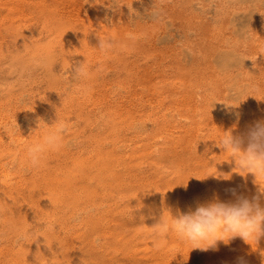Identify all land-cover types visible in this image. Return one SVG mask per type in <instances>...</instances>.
<instances>
[{
  "label": "rangeland",
  "instance_id": "obj_1",
  "mask_svg": "<svg viewBox=\"0 0 264 264\" xmlns=\"http://www.w3.org/2000/svg\"><path fill=\"white\" fill-rule=\"evenodd\" d=\"M122 1L123 0H117V1L116 0H92L89 3L88 9L86 10V12H84V14L86 13L85 14L86 15L85 17H87V16L89 17L90 14H91L92 17H90V18H88V17L87 18H84V20L81 21V18H79V17L76 16V10H75L76 9V3H75L74 0H0V67H1L0 68V136L2 137V138L0 137V166H1V168H0V172H1L0 173V176H1L0 177V182L1 181L4 182L5 183V187L6 188L8 187V189H6V188H4V183H2V182L0 183V205L1 204L4 205V203H5L4 207H3V205L0 206V228H1L0 229V231H1L0 234L5 233V234H2L0 236V255H1L0 256V261H2V262L4 261L3 263L6 262V264H8V263L9 264H13V261L11 260V259H13V253L17 249V246L19 247V245L26 240L25 237H27V234L28 233H29L28 236L30 237V233H31V236L32 237H30V238L27 237L28 238L26 240L27 242L25 241L24 243L25 244H27L28 242L30 243V241L32 240L30 244H34L35 246L38 245L37 247L41 246L42 245V243L40 244V242H42L41 241V237L39 239V235L41 234V232L39 233V231H40V229H42L41 230L43 232L42 235H46L47 234L46 235V239H47L46 241L47 242L49 241V243H47L49 246L46 244L47 247L44 248V249H47L46 251L44 250L45 253H47V252L48 253L47 254H44L43 253L44 254L43 257L45 258V260H47V264H53V262L51 263V261H54L55 259H56L55 260L56 263H54V264H64V263L65 264H68V263L71 264L74 261L75 262L76 261H79L80 262L83 259V256H84V259L87 261V262H85V260H83L86 264H90V263L91 264H94L95 263L94 261L101 262V263H106L107 262L106 264H112V263L113 264H145V263L146 264H173V263L174 264L175 263L176 264L177 263L178 264H188V263L189 264H192L190 261H191L192 252H194V251L193 250H190L189 251V249H188L187 246H184L183 247V245H181L180 243H178V241L175 239L174 236H171L170 239H167L166 241L163 242V243H165L167 245L166 246L167 248H170L169 249L170 251L166 248V250H168L167 251L168 253L166 252V250L165 251L164 250H161L162 248L159 249L156 246L152 245V243H153L152 242L153 240L151 238L152 229L149 228L150 227L149 225L152 223L151 226L152 225L154 226L160 220V218H162V212H158L157 213L158 217H156V216L153 215V216H151L152 218L149 217L150 219L148 218V216H144V218H143V215L140 213L141 212V209H140L141 204L139 202V199H137L134 196H137L138 197V196H140V194H150L152 191H156L158 189H164L165 186H166L167 189L168 188H171L172 189L173 186H171V185H174L173 190L185 191V190L188 189L187 184L190 183V181L188 179H195L196 182H197V179L198 178L200 179V177L203 176V175H204L203 176V179H208V178H210L212 176L217 175L218 170L216 169V167L218 166V163L220 161H224V160H222V158L225 159V161L227 159H229L227 157L228 156L231 157L230 154H231L232 151L229 150V152H224L225 150L222 149V148H220L217 145L216 141L215 142H212V141L218 140L219 138H221L224 135H226L225 132H231L233 136H236L237 135V136L244 137L248 133V131H247V130H249L248 128H252L254 126V123L255 124L257 123L256 121L262 122L261 119H264V109H262V106H264V75H262V74H264V72H262V71H264V68H262V67H264V66H262V65H264V60H262V59H264V48H261L260 47L262 49V51L259 48V45H262V47H264V42L261 43V41H262L261 39L264 38V36H262V34H264V33H262V32H264V27H262V25H264V10H262V9H264V8L259 9L260 12H259V10L257 11L255 17L258 18V19H256V18L253 19L254 20L253 22H255V23H252V27H251V30H250L251 33L249 32V34L247 35V37L242 40L243 42L246 41V42H244V44L246 43L245 45H243L244 47H242V44H243L242 41L240 42V44H236L237 47H238V45H240L239 46L240 47V50H242L241 52H243L244 54H246L248 56H251V54H252V56H253L252 57L253 58L252 65H254L253 63H255V62L257 63L252 68V74L253 75L251 76V74H250V78L251 79L249 78V79L246 80V81H249V82H247V87L249 86L248 87L249 90L247 88V91H245L244 96L247 97L250 94L251 95L249 97H247L248 99H246L244 96H242V97H244V100H246L247 103L245 101H242L243 100L242 97H241L242 100L239 98V101H238V99L237 100H234L233 102L231 101L232 103H230V105L225 108V111H226L225 113H223L221 115H212V116L210 115V116H208L209 118L210 117L214 118V119L210 118V120L206 116V119H207L206 120L205 118L201 117V116H204L205 117V114L203 112L202 113L204 115L203 114H198L199 113L198 111L200 109H202L201 111H204L205 112L206 111V105L204 104V102L206 100L212 98V96L216 92V89L215 88H217V90L219 89L218 91H220V93H221V91H223V90H221V88L223 89V87H224V85H221V84H224V80H225V79H223L224 75L222 73H220L221 74L220 75L219 72L216 73V74H215V72L214 73H210V72H212L210 69L213 68V66H211L210 64H212V56H213L212 53H214L219 47L222 46V44H223V38H226L227 35L229 36V34H227V33H229V30H228V28L226 27V25L224 23L225 20H224V22L222 21V19H224L223 18L224 17V13L228 10V8H226L227 5H224L225 8L222 6V4L219 5L220 6V10H222V11H220L221 12V15L218 16V18L216 20H214V18H216V17L212 18L214 15H210V14L209 15L208 14L206 15V13H204L203 11H199V10L196 11V9H195V7H196L195 1L196 0H194V1L193 0H148L146 2V7L144 8V10H142L140 12V14H138V15H136L134 17H131L130 16V18H124V17H122V20L119 17V19H120L119 20L117 18V16H119L120 14L122 15V13H123L122 12V9L124 8L123 5H122L124 2H122ZM190 1L191 2L193 1V2L190 3ZM41 2H42V6H41ZM59 2H61V5H60ZM198 2L201 3L202 1L199 0ZM46 3H48L47 5L49 6V8L50 9H53V11H55V13L52 10L50 12H47L50 9H47L48 7L46 6ZM43 4H45L44 5L45 7L43 6ZM101 4H107V5H110V6L113 5V8L111 9V14L109 16L110 17L109 19L111 20V23H110V20L109 21H105V25L104 26L99 22V20L96 17V13L97 12L94 11V10L98 11L97 9H99L101 7ZM58 5H59V7H58ZM95 5H96V7H95ZM62 6H64V7L62 8ZM91 6L93 8H95V9H93ZM189 6H191V7L189 8ZM37 11H39L41 13H38ZM99 11H100V9H99ZM192 11L193 12H196L197 14L195 15V13H193ZM51 12L53 14L52 16H51ZM187 12H189V13H187ZM29 13H31L30 14L31 17L33 16L32 14L34 13L33 19L31 17H29ZM45 13H46V15H45ZM198 13H199V15H198ZM35 14H36V17H35ZM40 14L42 15V17H41ZM54 14H56V17L54 16ZM92 14L93 15L95 14V15L93 16ZM204 14L206 15V18L207 19L205 18V15ZM24 15H25V17H23ZM37 15L39 16V18H38ZM48 15H50V16H48ZM200 15H203V16H200ZM192 16H193L194 19L196 18L195 21H194V19H192ZM27 17H29L30 20ZM46 17H48V19H46ZM200 17L201 18L204 17V18H202V19H204L203 21H207L208 24H206L205 22H203L202 19H199ZM24 18H27V19H24ZM116 18L119 21L116 20ZM211 18H212V20H211ZM32 20H34L35 22L33 21L34 23H30V22H32ZM44 20H45V22H44ZM197 20H200V21L197 22ZM220 20L224 23V24L223 23L222 24H223V26L225 25L224 27H225V29H227V32H225L226 30L224 29V27L222 25H220L221 24V21ZM255 20H257V21H255ZM120 21H121V23H120ZM126 21L128 22V26L127 27L124 25V24L127 25ZM217 21L220 24H218ZM260 21L262 22V25H260V23H261ZM39 22L41 23V26H40V23ZM52 22H53V24H52ZM79 22H82L81 23L82 25L84 24L85 31L84 32H79L77 35L71 36L70 38H68L66 40H62L61 35H60V32L58 31V27L60 26V24L61 25H74L76 23L78 24ZM108 22L110 24H108ZM201 22L204 25H202ZM258 22H259V24H258ZM35 23L36 24H39V25H36ZM199 23L202 25V27L203 26L204 27L202 28ZM26 24L27 25L29 24V27ZM121 24L124 25V26H122ZM193 24L196 27H193L194 26ZM212 24L214 25V27H212L213 29L211 28V25ZM217 24H218V26H217ZM35 25H36V27H35ZM47 25H48V27H47L48 29H46V26ZM87 25H89V26H87ZM92 25L94 27H92ZM113 25L115 26L114 28H116V27L117 28L114 29L113 28ZM117 25L122 26L121 27V30L122 31L120 30V32H123L124 31L123 34L122 33L120 34V32H118L119 26H117ZM258 25L261 26L262 29L259 28ZM206 26L207 27L209 26L208 27L209 29ZM104 27L105 28L107 27V29L105 31L108 32V36H105V35L102 34L103 37H102V35H101V37L103 39H111V41L113 42L112 51H111V49L110 50L109 49L108 50H101V49H99L98 48V44H99V39L98 38H100V39H102V38L101 37H98L100 35H97V33L91 34L92 30H94V32H97V31L100 32V29H104ZM205 27H206L207 30L205 29ZM218 27H220L221 30ZM257 27H258V29H257ZM93 28H95V29H93ZM96 28L98 29L97 31H96ZM88 29H89V31H87ZM110 29H112V30H110ZM190 29H192V30L190 31ZM196 29L199 30V31H197ZM203 29H205V30H203ZM216 29H219V30H217V33L218 34L216 32H213L212 33V31H215ZM223 29H224V32H223ZM256 30H258V31H256ZM47 31H48V33H47ZM206 31L208 33H210V35L207 34V36H206L205 35L207 33ZM209 31H211V32H209ZM252 31L253 32L255 31V32L253 33ZM197 32H198L199 35H197ZM109 33H115L116 37H113L114 39H112L110 37V34ZM221 33H223V36L224 37L221 35ZM255 33L256 34H259L258 35V39H257V35H255ZM251 35H252V37H251ZM220 36H222V39L220 38ZM92 38H94V39H92ZM253 38L255 40L257 39L259 41V44L258 45L256 43H254L255 40H253ZM179 39L181 41H183L184 43L180 42ZM257 40H256V42L258 43ZM142 42H143V44H142ZM8 43H9V45H7ZM183 44H184V46H183ZM186 44H187V46L188 45L189 46L188 47L185 46ZM190 44H193L192 45L193 47H191ZM251 44H252V46H251ZM256 45L258 46V48H257ZM174 47H175V49H174ZM180 47H181V50L179 51ZM249 47L251 48L250 50H252L253 47H254V49L257 48L260 51H258L257 49L256 50L253 49L252 50V53H251V51L249 50ZM5 48H6V50H4ZM35 48H36V50H35ZM87 48H89L88 51L86 50ZM242 48H245V49H242ZM84 49H85V51H83ZM177 49H178V51H177ZM185 49H190V50L188 51V53L187 52L185 53ZM37 51H39V52H37ZM109 51H111V52L109 53ZM175 51L178 52L179 55L176 54ZM255 51L258 52V54ZM35 52H36V54L38 56H40L39 58H38L37 55H35ZM116 52L118 54H116ZM253 52H254V55H256V56L253 55ZM114 53H115V55H114ZM175 54L178 56V59L179 60L177 59V57H176ZM259 54H260V57H258ZM85 56H87V57H85ZM198 56H200V57H198ZM134 60L136 62H134ZM182 60H184V61H182ZM208 60L211 61L210 64H209V61ZM6 61L9 63V65H8V63ZM39 61H42V62H39ZM172 61H173V63H172ZM179 61H180V64L181 65L179 64ZM94 62H95V64H94ZM194 62H195V64H194ZM81 65H83L84 69L88 73H87V75L85 77L76 78V77H74V72ZM182 67H184L183 68L184 70L182 69ZM259 67H261V68H259ZM173 69H174V71L176 70V72L172 71ZM254 69H256V70H254ZM17 70H19V71H17ZM92 70L94 72H92ZM169 71H171V72H169ZM178 72H179V74H178V76H176V74ZM254 72L257 73L258 78H257V76H255L256 73H254ZM163 73H166V74H169V75L167 76L166 74H163ZM171 73H174V74L176 73V74L173 75ZM181 73L183 74L182 76H184V77L181 76ZM250 73H251V71H250ZM91 74H92V76H91ZM170 74L173 75V76L178 77L177 78L178 80L176 79V77L173 78L172 76H170ZM127 75H128V78H127ZM162 75H164V76H162ZM214 75L219 76V79H218L217 76H214ZM169 76H170V78H169ZM220 76H223L222 77V80H221V77ZM253 76H255V78H252ZM160 77H163L162 78L163 80L160 79ZM164 78H167V79H164ZM212 78H213V80H212ZM172 79L174 81H176V82L177 81H179V82L181 81L183 86H180L181 84L179 82H178L179 84L178 83H175V82H173V84H170V82L172 83ZM214 79H217V81L215 80L216 82H214ZM255 79H257V81ZM158 80H159V82H158ZM164 80H166V81H164ZM167 80H170V82H168ZM185 80H187V81L189 80L188 83H186ZM210 80L212 82H210ZM42 81H44V82H42ZM146 82H147V84H146ZM155 82L157 83V86H156V83ZM165 82L169 84V86L167 84V86H168L167 88L172 87L174 89V87H176L174 90L177 89L179 91V94L174 93V92H177V91H174L171 88H169L165 92V90H166L165 89L166 88V83ZM218 82L223 87L218 86L219 85ZM221 82H223V83H221ZM254 82H255L256 85H257V82H258V88L259 89L256 90L257 86L254 85ZM148 83H150L152 86L150 84H148ZM215 83H217V84H215ZM56 84H58V85H56ZM159 84L160 85H163V87H164L163 89H165V90H163L162 87ZM174 84H175V86H174ZM27 85H29V86H27ZM67 85H68V87H67ZM170 85H172V86H170ZM214 85L216 87L214 88L215 91L213 90L214 93H212V88L214 87ZM251 85L253 87H255V89L252 87V89L254 90L252 92L250 90ZM157 87H159V88H157ZM179 87H180V89H179ZM181 87L184 88V89H182ZM189 88H190V90L187 91L186 93L187 94L188 93L190 94L189 97H191L190 98L191 102H188L187 101L188 100L187 99V96L188 95L185 94V90L186 89L188 90ZM144 89H145V91H143ZM149 89H150V92L151 93L149 91H147ZM158 89H162V91L161 90H158ZM181 90H184L183 93L181 92ZM210 90H211V92H210ZM86 91H87V93H86ZM155 91H156V93H154ZM248 91H249V93H248ZM88 92H90V93H88ZM246 92H247V94H246ZM163 93H165V94H163ZM193 93L195 95H193ZM205 93H207V94H205ZM257 93H258V96L256 95ZM109 94H110V96H109ZM151 94H153L152 97L157 96V95L159 97H154V99H153V98H151ZM219 94L216 93V95H214L213 97H215V96L217 97V95L220 97L221 94L220 95ZM89 95H90L91 98L89 97ZM171 95L173 96V98H172ZM175 95H176V97H175ZM202 95H204V96L206 95V96L204 97ZM209 95H211V96H209ZM163 96L165 97L164 99H169V100H167L168 102L166 100H163ZM192 96H195L196 98L195 97L194 98L196 100H193L194 98ZM106 97L109 98V99H106ZM203 97L206 99L205 101H204V98ZM206 97H208V98H206ZM251 97H253V100H252ZM257 97H261L262 99L261 98H257ZM5 98H7V99L5 100ZM157 98H159L160 100L157 99ZM181 98H183V100ZM249 98L252 100L251 102H252V106L253 107L250 106L251 105V102L249 101ZM254 98H255V101H254ZM116 99H117V101H116ZM170 99H171V101H170ZM102 100L104 101V103H103ZM105 100L107 102H105ZM184 100H185V102L187 101L188 103H191L190 104V106H191L190 108H189V105H188V107H186L187 102L185 103ZM201 100H203L204 102L201 101ZM198 101H201L200 102L201 105L198 104ZM241 101L244 102V106H243V104H242ZM114 102H116V104ZM158 102H159V104H158ZM164 102H167V103L164 104ZM255 102L257 103V105L258 104H261V106L259 105L261 108L260 107L257 108L255 106L256 105ZM183 103L185 105H183ZM192 103H193V105H192ZM196 103H197L198 106L200 105L201 107L198 108V106L196 105ZM205 103H207V102H205ZM235 103H237L238 105L235 104ZM161 104H164L165 107L162 106ZM180 104L183 105V106H185L187 110L189 108L188 111L192 112V114L189 112L190 117L192 119L189 117L188 111L185 109V107L182 106L181 109L179 108L181 106ZM245 104L246 105L248 104L247 107L249 106L248 108H250V109H248V110L246 109V112H244L245 113V116H244L245 118H244L243 117V114L244 113L241 112V109H242V106H243V108L244 107L246 108V105ZM119 105H121V106H119ZM166 105H168V106H166ZM172 105L174 106V108H172L173 107ZM236 105L238 107H239V105L241 106V107H239V110L240 111H237L236 110V112H235V109H238L237 107L234 108V106H236ZM3 106H6V107H3ZM230 106L232 108H234V110ZM118 107H120V108H118ZM162 107H164V108H162ZM194 107L196 108V111L198 113H196ZM169 108L171 109V111L169 110ZM182 108H184V109H182ZM245 108H244V110H245ZM252 108H254V109H252ZM105 109H107V111L109 110L108 111L109 113L107 111H105ZM161 109L163 110V112H161L162 111ZM177 109L180 110V112L183 115L181 113H179V111ZM255 109L257 111H255V114L252 115V117L254 116L253 118L256 119V116H257V119L256 120L253 119V118H249V116L246 115V113L247 114L249 113L250 114V117H251V114H253V113H250V112H254ZM193 110H194L195 117L194 116L192 117ZM259 110L262 112V115L259 113ZM10 111H11V113H9ZM89 111H90V113H89ZM112 111H114V112H112ZM138 111L140 112V114H142L141 116H144V119L139 116L140 114H139ZM141 111H143V112H141ZM144 111H145V113H144ZM151 111H154V112L152 113ZM165 111H166V113H165ZM183 111H184V113H183ZM117 112H118V114H117ZM159 112H161V113L159 114ZM171 112L172 113L174 112L173 113L174 115L171 114V116L174 117V120L173 121H172L173 117L170 116V113ZM94 113H95V115H94ZM102 113H104V114H102ZM105 113H106V115H105ZM124 113H125V116H123ZM143 113H144V115H143ZM185 113L188 115L186 117L187 118H190L189 119L190 123L192 121H195L194 118L197 119L195 121L196 124L194 122H193L194 125L192 123L191 124L188 123L189 122L188 119L186 117L183 118V116L186 115ZM257 113L260 116H258ZM84 114H85V116H83ZM146 114H148L147 115L148 117L146 116ZM158 114L160 116H158ZM166 114H167V116H166ZM197 114L200 115L199 116L200 118L197 117L198 116ZM238 114H241L242 116L241 115H238ZM175 115H177V116H175ZM227 115H229L228 116V118H229L228 120L229 121L228 120H224L225 121L224 122L222 119H225V117L227 118ZM90 116H91V118H90ZM113 116H115L116 118L113 117ZM135 116H137V118ZM138 116H139V118H138ZM149 116L150 117L152 116V118H154V119H152V118L149 119ZM222 116H225V117L222 118ZM80 117H81V119H80ZM159 117H160L161 120L159 119ZM163 117H167L168 119H165V121H164L163 120L164 119ZM177 117L180 118V121L181 120L182 121L181 122L178 121L179 119ZM215 117L217 118V120L219 119L218 120V121H220L219 123H218V121L216 120ZM220 117L222 119H220ZM246 117H248L250 120L252 119L250 121L251 124H250V122L248 120H246L247 119ZM94 118H95V120H94ZM145 118H148L149 120L148 119H145ZM202 118L204 119L205 122L204 121L201 122ZM240 118L241 119L244 118L245 121L244 120L241 121ZM108 119L112 120V122H113V129L110 132L109 131H106L107 129H106V127H104L105 126V120H108ZM56 120H58L59 122L66 123L67 126H68V129H69V132L63 138V147H61V148H59L58 150H55V151H49V152H47L45 154V158L46 159L44 161V164H46L45 162L47 160H48L47 161L48 164H46V165L43 164V166H42V167H44V168L46 167V168L44 169V168L40 167L38 169H35V171H34V169L30 168L27 165V149L26 148L29 145L31 146L32 144H34V145L35 144H38L39 141L42 142V140H41L42 138H40V137H42L41 135L44 134V132H45L44 130H48V125L49 126H52L55 123ZM167 120H170V121L167 122ZM175 120H177L178 122L175 121ZM231 120L232 121L234 120V123H236V122L238 124L239 123H242L243 126L241 124L238 125L237 123H236L237 126L238 127L240 126V128H238L237 126H235V124L233 126ZM101 121L103 123H101ZM171 121L173 123H171ZM186 121H188V122L186 123ZM210 121H211V124H210ZM246 121H248V123H247L248 125L247 124H246L247 126L245 125L246 128H247V130H243V129H245L244 124L246 123ZM44 122L46 124H48V125H46ZM154 122L157 123V126H154L156 124ZM179 122H180V124H178ZM200 122H201V124H200ZM230 122H231V124H230ZM152 123H154V124H152ZM159 123L161 125H159ZM165 123L172 124L174 127L172 125L167 126V124H165ZM205 123H207L206 126H205ZM102 124H104V125H102ZM202 124H203V126L205 128L209 127L210 130L213 132L212 135H215V137L212 136V135L210 137L209 134H211L212 132L211 131H209L210 133L206 132L207 129L209 130V128H207L206 131H204L205 128L202 126ZM249 124H250V126H249ZM152 125L154 126L155 130H158L157 133H155L156 132L155 130H153V131L150 130L153 127ZM179 125H180V128H179ZM185 125L188 128H186ZM196 125H197V127L200 125V128L199 127L197 128ZM166 126H167V128H166ZM30 127H32V128H30ZM169 127H170V129H169ZM154 128H152V129H154ZM201 128L203 130H201ZM213 128L216 129V130L214 129L216 132L214 130H212ZM235 128H237L239 130V132L237 130L238 134L240 132H243V134L241 133L242 135L241 134L238 135L237 132L235 131L236 130ZM101 129H103L104 132ZM173 129H174V131H173ZM194 129L196 131H194ZM229 129H233V130L235 129L234 131L236 132V134H234V131L233 130H229ZM79 130H80V132H79ZM177 130L178 131L181 130V133L178 132ZM131 131L133 133L134 132L135 133L132 134ZM223 131H224V133H223ZM35 132H38L39 134L38 133H35ZM145 132H147L146 134H147V137L148 138L144 135ZM151 132H153L152 133L153 136H150V135L148 136V134H150ZM158 132H159V134H158ZM175 132H176V134L174 135ZM244 132H245V134H244ZM34 133H35V135L38 134V136L34 137L35 136ZM89 133H91V134H89ZM118 133H120V134L118 135ZM141 133L142 134L144 133V134L143 135H140ZM154 133H155V135H154ZM171 134H173V135H171ZM75 135L76 136L79 135V136L75 137ZM178 135H179V138L177 137ZM194 135H196V137ZM126 136H128V137H126ZM142 136L144 138H142ZM201 136H203V137H201ZM38 137H39V141H38ZM150 137H151V139H150ZM152 137H154V138L156 137L155 139L158 138V140H155L154 138L152 139ZM172 137H173V139L175 138L177 141L175 139L173 140ZM194 137H195V139H194ZM208 137H210L209 138V141H208ZM212 137H214L215 139H213ZM162 138L163 139L165 138L166 141L163 140ZM182 138H183V140H182ZM199 138L201 140H199ZM33 139H34V142L33 141L31 142V140H33ZM143 139H145V140H143ZM161 139L165 142V144H163L164 142L161 141ZM179 139H181L185 144L182 143L181 140H180L181 142H178ZM196 139L198 141H196ZM204 139L207 140V141H205ZM125 140H127V141H125ZM138 140L140 141V143H139ZM153 140L155 141V143H153L154 142ZM167 140H168V142H167ZM192 140H193V142H191ZM142 141L143 142L145 141L144 144L142 143ZM156 141L158 142L159 145L157 144ZM170 141H172V142H170ZM175 141H176V143H175ZM199 141H202L201 142V145H200ZM76 142H78V143H76ZM126 142L129 144V146H128V144ZM132 142H133V144H132ZM177 142H178V144L181 143L180 144V147H182L181 149H183L185 152L187 151V153H184V151L181 150L178 145L177 146L174 145V146H175L176 150L178 149L180 152L178 150H177V152H173V151H176V150L174 149V146L171 145V144H177ZM208 142H210V143H208ZM124 143H125V145H124ZM167 143H169V146H167L168 145ZM190 143H191V145H192V143H194V144L191 147H189L190 146ZM197 143L200 146H202V147H200L198 145L202 149L201 150L199 148V150L201 152L196 147L197 146ZM203 143H205V144H203ZM134 144H136V145L133 146ZM137 144H141V146L140 145L138 146ZM150 144H152V145H150ZM155 144H157V145H155ZM207 144L209 146H207ZM25 145H26V147H25ZM97 145L101 146L103 149H108V150L113 151V153L116 156V159L113 160L111 163H109V165H107L106 169L105 168H102V172L99 171V175H98L100 177L103 175L102 177L104 179H102V177L101 178L99 177V179H100L101 182L103 181L104 184L107 183V182H109V181H111L110 176L113 177L112 180L113 179L114 180H113V182H110V185H111V187L113 189L112 192H113L114 196L116 197V200L114 199L115 198L114 196H113V198H112V196L111 197L109 196L112 199L107 198L108 200L106 198H104V199L101 198V196L99 197V195H101L102 191L100 190L99 186H97L96 180H94L95 183L92 182V184L94 183L93 185H94L95 193H94V190H93L92 194H90L89 192L86 191L87 188L84 186V184L82 183V181H81L80 178H76V179L75 178L74 179L71 178L72 179L70 181L71 182V185H70V182H68L65 185L66 187L63 189V193H62L63 194V197H62V194L60 195L61 197H57L56 196L57 198H59V200H57V201L54 200V201L51 202L49 200V198H46L45 196H44L45 197V199H44V197L41 195L40 192L46 186L49 187L48 183L49 184H53L54 183L53 181H55V179H56L55 177L58 176V173L60 171H62V170H65V168L67 169L68 167H71L78 158H80V160H84V158H83L84 155L85 156L87 154L91 155L92 154L91 150L92 149H96L97 148ZM154 145H155V147L156 146H159V147L160 146L161 147L163 146V148L160 147L162 149V151H161V149L159 147H157V149L155 147H153ZM184 145H185V147H184ZM211 145L214 146V149H213V147H210ZM115 146H117V147H115ZM149 146H150V148H149ZM23 147H25V148L23 149ZM145 147H148V148H145ZM168 147H169V149L172 147L174 150L172 148L169 150ZM195 147H196V151H195ZM204 147H206V149ZM16 148H17V151L15 150ZM131 148H133L134 150L131 149ZM151 148L152 149L155 148V150H152ZM127 149H129V150H127ZM130 149H131V151H130ZM140 149H142L141 150V154H134L133 155V152L134 153L135 152L136 153H139L140 152ZM146 149L147 150L150 149L151 151L150 150L149 151H146ZM158 149H159V152H158ZM163 149H165L164 151L165 152L167 151V153H169V154H166L163 151ZM191 149H192L193 153H192ZM171 150H173V151H171ZM204 150L208 154H210V155L206 154V152ZM143 151H145V152H143ZM156 151H157V153H156ZM194 151L196 153H198L197 156L198 157L200 156V159L197 158V156H196V154H195ZM202 151H204L205 153L202 152ZM120 152H122V153H120ZM127 152H128V154H127ZM151 152H153L154 154L152 155ZM189 152H191V153H189ZM82 153H84V154H82ZM174 153H176V155ZM216 153H218V155ZM219 153H221V154H219ZM227 153H229V154H227ZM126 154H127V157H130V158L132 156L134 158V156L136 157V155H138V158H135L137 160H133L132 159V161H131L130 158H127L126 157ZM157 154H158V159L159 160L157 159ZM177 154H178V156H177ZM199 154H202V155H199ZM214 154H215V156H214ZM130 155H132V156H130ZM190 155H191V158H190ZM92 156H88V158H92ZM153 156H155L156 158L153 157ZM171 156L172 157L174 156V157L171 158ZM175 156H177V158ZM210 156L211 157L213 156V158H211ZM224 156H227L226 157L227 159L224 158ZM167 157H169V158H167ZM179 157L180 158H183V159L180 160ZM195 157L197 159H199V160H195L196 159ZM202 157H205V159L204 158L202 159ZM120 158H122V159L120 160ZM139 158H140V160H138ZM207 158H209V159H207ZM123 159H124V161H123ZM154 159H157V161L154 160ZM167 159L169 160V162H168ZM212 159H215L216 161H214ZM18 160H19V162H18ZM119 160H120V162H119ZM160 160H162V162H164V163L162 164ZM173 160L175 162H173ZM140 161H142V162H140ZM159 161H160L161 164H159ZM52 162H55L56 164L55 163H52ZM194 162L197 163L198 167L201 166L200 171L198 170L197 165H195ZM124 163H126V164H124ZM176 163H177V165H176ZM187 163H189V165ZM208 163L211 164L212 167ZM215 163H216V165H213ZM84 164L85 163L83 161V165ZM141 164H143V165H141ZM190 164H191L192 167L190 166ZM144 165H145V167L146 166L147 167L145 168ZM154 165H157V168H155L156 166L154 167ZM158 165L159 166L163 165V166H166V167H163V166L162 167H159ZM187 165H188V168L191 167L193 169V171H192L191 168L189 170L187 168ZM203 165H206L208 167H206V166L205 167H202ZM86 166L88 167V165H85L84 167H86ZM137 166L139 167L138 169H139L140 172L138 171ZM185 166H186V168H185ZM214 166H216V167H214ZM3 167H5V168H3ZM119 167H121V168H119ZM142 167H144L145 169L142 168ZM50 168L52 169L53 173L51 171V173L49 174L48 172H50L49 171ZM124 168H126V169H124ZM130 168H132V169H130ZM152 168H154V169H152ZM203 168H205V169H203ZM206 168H208V169H206ZM210 168L212 170H214V168H215L214 171H216V170L217 171L214 172V171L210 170ZM41 169H43V171ZM47 169H48V171L46 172ZM59 169H60V171H59ZM103 169H105V170H103ZM141 169L144 172L143 171L141 172ZM155 169H157V170L155 171ZM169 169L174 174H172L169 171ZM6 170H9L8 174H7V171ZM153 170L155 171V173L153 172ZM201 170L203 171V174H201L202 173ZM236 170L238 171V168ZM149 171H152V172L150 173ZM186 171H187V173H186ZM239 171H240V169H239ZM2 172H5V174L7 175V177ZM17 172H19V173L17 174ZM37 172L40 173L41 175L38 174ZM45 172L47 173V175L49 174L50 176L49 175L48 176L45 175L46 174ZM159 172H161L162 174H164V176L162 178L161 177H158V175L159 176L161 175V173H159ZM192 172H193V174H192ZM205 172H206V175H205ZM225 172L227 173L226 174L227 176L225 177L226 179H228L231 174H236V173H232V171H228V170H226ZM175 173H177L178 176ZM165 174H166V176H165ZM237 174L238 175H241V176L243 175V177H241L242 180H241V182H237L236 187L234 186L235 188L233 187L231 189H233V190L235 189L237 191H244L242 189H245V188H248L249 187L250 189H247V190L245 189L244 192L249 191V190L259 191V185H258V187L252 189V187H253L252 186V183L254 184V187L257 186V185H255V183H256V177H250V176H255V175H252V173H250V172L247 173L249 175H246L244 172L242 173L241 171L240 172H237ZM42 175L43 176L45 175L47 178L46 177H43ZM167 175H169V177ZM172 175H174V176H172ZM192 175H194V177ZM2 176H3V178L6 177V180H7V178H9V180H7V183H6L5 178L3 179ZM151 176H152V178H151ZM171 176L174 177V179L171 178ZM191 176H192V178H191ZM224 176H225V174H224ZM51 177L52 178H55V179L54 180L52 179V181H51V179H50ZM128 177H130V178H128ZM175 177H176V179H175ZM247 177L248 178L250 177L251 179L252 178H255V179L254 180L252 179L253 180L252 181L251 179H248ZM127 178L128 179H133V180L132 181L129 180V182H128V179ZM146 178H148V179H146ZM160 178H161V181H160ZM164 178H166V181H165ZM244 178H246L247 181L244 180L245 182H243V179ZM144 179L146 181H143ZM183 179L186 182L184 181L183 183H181L183 181ZM201 179H202V177H201ZM257 179H258V181H261V179H264V178H261L260 179V177H257ZM152 180H154V182ZM249 180H251V181H249ZM30 181H31V184H30L31 187L28 185V183ZM168 181H170L169 182V185L167 184ZM179 181H181V182L179 183ZM262 181H264V180H262ZM25 182L27 183V185H26ZM41 182H43V183H41ZM163 182H165L166 184L163 183ZM191 182L192 183H190V184H194L195 183L192 180H191ZM247 182H251L250 184H251L252 187H250V184H248ZM44 183H47V185H45ZM158 183L159 184L163 183V184L159 185ZM238 183L239 184L241 183L240 186L242 184L244 186H242L241 188H237ZM25 185H26L27 188H29V187L30 188L27 189L25 187ZM155 185H156V187H155ZM157 185H159V186H157ZM246 185L248 187H246ZM79 186H81V188ZM167 186H170V187H167ZM23 187H25V188H23ZM48 187L45 188V189L47 190ZM78 187L80 188V191H79V188ZM238 187H239V185H238ZM152 188H154V189H152ZM24 189H25V191H24ZM82 189L84 190V192H83ZM149 189H151V190H149ZM145 190L151 191V192H147ZM64 195H65V197H64ZM78 195H80V196H78ZM91 195H93V197ZM50 196H52V195H50ZM149 196H151V195H149ZM81 197H83L82 198L83 200L81 199ZM95 197H96V199H95ZM106 197H108V196H106ZM117 197L119 198L118 200H117ZM26 199H27V202L24 201ZM29 199H31V200H29ZM46 199H48V200H46ZM68 199L70 200V202H69ZM74 199L76 200V202L74 201ZM102 199L104 200V202H103ZM109 199L112 201V205H111V203H110L111 201ZM131 199H133V201ZM15 200L18 201V204L19 205L18 204H15V202H16ZM35 200H37V201H35ZM43 200L44 201L46 200V202L49 204L48 205V208L50 210L52 209V211L54 213L52 211L49 212V209L46 208V204L47 203L44 202ZM29 201H31V202H29ZM42 201H43V204H41ZM113 201H115V203L116 202H119V201L120 202H123V203L120 204V202H119V207H118V203H116L117 205H115V203ZM65 202H68V204H70V205L67 206V203H65ZM132 202H133L134 205L135 204L136 205L135 206L132 205ZM22 203H23V205H22ZM57 203H60L59 204L60 206H58ZM83 203H84V205H83ZM79 204H81V205H79ZM102 204H104V205H102ZM113 204L117 208L116 207H113L114 206ZM12 205L13 206L15 205L14 208L12 207ZM38 205L40 206L39 208H37ZM44 205H45V208L46 209L44 208ZM91 205L94 206V207H90ZM17 206H19V207H17ZM98 206H99V208L100 207L101 208L98 209ZM106 206H108V207H106ZM131 206L133 207L132 210H131V208H132ZM137 206H138V208H139L140 211L138 210ZM1 207L3 209H1ZM28 207H30V208H28ZM35 207L37 209L44 208L45 212L42 209L43 211L41 213L40 212L41 210L39 211ZM56 207L57 208L60 207L61 209L59 208L58 209V212H57V208ZM68 207L69 208L71 207L70 210H69ZM4 208H5V210H4ZM24 208H25V210H24ZM31 208H33V209L35 208V209L32 211ZM72 208H74L76 210H73ZM93 208H95V209H93ZM108 208H111V209L108 210ZM10 209H14V210H10ZM28 209H29V211H28ZM15 210L18 211V212H20L19 214L22 217H20V215L18 214V212H16ZM35 210L37 211V213H31V212H35ZM67 210H69L70 213H68L69 211H67ZM117 210L120 211V213ZM129 210H131V213H130ZM14 211L16 212L15 213L16 214L15 216H14ZM62 211H64V213H62ZM181 211H183L185 213L184 209H182V208L180 209V211H177V212L183 213ZM87 212H88V215H87ZM133 212H136L139 215L141 214L142 216H140V217H141L142 220L140 219V217L138 216V214L133 213ZM177 212H176V214H177ZM46 213H48V214L46 215ZM66 213H67V215H65ZM112 213H116V214L118 213V214L115 217V215L112 216L113 215ZM121 213L122 214L124 213V214L122 215ZM63 214L65 215V217H64ZM91 214H93L94 217H92L93 215H91ZM96 214H98L100 216L97 215L98 216L97 217ZM134 214H136L137 216L134 215ZM11 215H13V216H11ZM56 216H58V222H60V223H58L56 221L57 220ZM106 216H109V217H106ZM15 217L18 219V221L15 219ZM41 217H42V219H41ZM125 217H128V218H125ZM22 218H23V220H22ZM98 218H99V220H98ZM138 218H139V220H138ZM13 219H14V222L17 221V222H15L16 224H19V222H20L22 224V227L23 226L24 227L27 226V227L25 229L24 228L22 229V227L21 228H15L14 226L12 227V225L14 224V222L12 221ZM25 219H27L28 221H25ZM38 219H40V220H38ZM52 219L55 220V221H53ZM82 219H84V220L82 221ZM109 219L110 220L113 219L112 222H111V224L116 223V224H119V225H123V227H127L126 225H128V221L129 220H131V223L133 222V224H134L133 225V224H130L129 223L130 226H131L130 228H132V226H134V230L132 229L133 230L132 233H131L132 230H130L129 226H128L127 229L124 228V230L122 229L123 227L121 226L122 232H124V234H123V236L120 239H118L117 241H114V243L115 242H117V243L119 242L120 243V244L118 243L119 245L117 243H115V244L113 243L114 249L116 251V252L114 251V253H116L115 255L113 253L111 254L110 252H108L102 246L101 242L103 240H102V238H100L101 236L97 235L99 232L101 233V231H102L101 225L103 223H106ZM120 219L122 221L121 223H120ZM122 219H124V222H123ZM155 219H157V221H155ZM110 220L108 221L109 223H110ZM5 221L7 223H9L10 221L11 222L9 224H6ZM134 221H135L136 224L134 223ZM150 221H151V223H150ZM12 222H13V224H12ZM34 222H35V224H34ZM81 222L84 223V224L81 225L80 224ZM36 223H37L38 226H36ZM85 223H86V225L87 224H94V226L95 225L96 226L94 227V230L93 229L91 230V228L89 230H88V228H87V230H84V229H86ZM141 223L144 226H140L139 224H141ZM147 223L149 224L148 226H147ZM1 224L5 225V227H6L5 230L3 228L4 226L1 225ZM16 224H14V225H16ZM29 224H31V225H29ZM60 224H62V225H60ZM9 225H11V226L9 227ZM138 225H139L140 229H139ZM29 226H30V228L33 227V229L36 228L37 231L39 230L38 233H37L36 229H35L36 232L34 230L31 231L32 229H30ZM34 226H36V227H34ZM47 226H48V229L49 230L47 229ZM11 227L12 228H15L16 230L13 229L14 230V232H13V230L10 229ZM66 227H67V229H66ZM141 227L144 230L142 229V231H141ZM7 228H9V230H11V232H9ZM135 228H136V230H135ZM146 228L148 229L147 232L145 230ZM28 229H30V232H29ZM149 229H150L151 232L149 231ZM18 230H20V231H18ZM138 230H139L140 233L138 232ZM6 232H7V234H6ZM18 232L21 233V235L23 233L24 239L20 240L21 242L19 241V244L18 245H15V244H17V242H16L17 241V238L21 236L20 234H18ZM96 232H97V234H95ZM25 233H26V236H25ZM32 233H36L37 235H35V234L33 235ZM84 233H86V234H84ZM125 233L128 234V237H127V234H125ZM16 234L18 235V237L15 236ZM75 234H76V236H75ZM140 234H142V235H140ZM83 235H85V236H83ZM96 235H97V237H99L100 240L96 237ZM11 236H12V239H11ZM33 236L34 237L37 236V238L34 239ZM135 237L137 238L136 240H135ZM139 237L142 238L141 241L144 244H141V245L139 244V243H141V242H139L140 241V238ZM71 238H73V239L71 240ZM74 238L76 239L75 241L78 240V242H75L74 241ZM83 238L87 239L86 242L88 240H91V241H89L86 244V242L84 241ZM133 238H134V240H133ZM144 238H146V239H144ZM68 239L71 240V242L74 241V243L76 245L73 242L71 243ZM147 239L149 240V242L150 241L151 242L150 243L149 242H146V244H145V241H147ZM8 240H9V242H8ZM67 241H69V242H67ZM99 241H100V244L101 245H97L99 243ZM127 241H128V243H127ZM233 241H234L235 244L233 243ZM233 241L232 240L230 241V244L232 246L231 247L232 249L231 248L230 249L232 251L231 254H233L234 259L237 261V263H235V264H245V263L246 264H251L249 262L251 260H249L248 261L249 263H247V259L250 258L249 257L250 255H251V257L253 255L254 256L255 255H259V257L261 256L260 258H264V256L261 255L264 252H257V249H256L259 246H260V248L264 247V237H262L260 239L259 243L257 244L258 247L255 245V243H253L252 246H251V244L244 242V240L242 238H240V237H237V240H236V238L233 239ZM66 242L69 243V244L67 245ZM169 242H171L170 245H169ZM53 243H54V245L51 247V245ZM77 243H80L81 244V247L83 249L80 248V244H77ZM238 243L240 245V248H239V245H237ZM244 243H246V244H244ZM247 244H248V246H247ZM260 244L262 245V247H261ZM145 245L147 247H148V245L149 246L152 245V249L155 248L154 250H156L157 252L154 253V250L153 251L151 250V246H150V248L149 247L147 248ZM249 245L251 247H249ZM9 246H11V247H9ZM94 246H96V247H94ZM136 246H137V248H136ZM173 246H174V248H173ZM73 247H74V249H73ZM97 247H99V249ZM100 247L103 250H106V252H103L102 249H101V251H102L101 252L100 251ZM13 248H14V252L12 253ZM141 248L143 249V251H144V249H146V251L142 252V249ZM175 248L176 249L179 248L180 251L179 250L178 251L174 250ZM248 248L251 249V250H249ZM71 249L72 250H77V251L73 252ZM96 249H98L100 252L98 250H96ZM117 249L120 250V251H118ZM124 249H126L127 252ZM148 249H149V251H148ZM226 249H228V248H226ZM132 250L134 251L133 253L136 254L137 251H138L139 254L138 255L137 254L136 255L132 254ZM262 250H264V248H262ZM69 251H71V254H70ZM208 251L211 252L212 249H210ZM214 251H212V252H214ZM244 251L245 252L247 251V252L244 254ZM10 252H11V254H10ZM61 252H63V255H62ZM81 252H84V253H81ZM118 252H119V254H118ZM120 252H121V254H124L125 253L126 255L124 254L125 256H123V255L120 254ZM170 252L172 253L171 255H170ZM177 252L179 254H177ZM76 253H77V256H78V254L79 255L81 254L80 257H74V256H76L75 255ZM183 253H185V254H183ZM189 253H191V254H189ZM64 254L65 255L68 254V255L65 256L66 260H67V258L68 259L69 258L71 259L72 256H73L72 259H74V261L72 259H71V262L69 260L68 261H64V259H65V258H63ZM72 254H74V255H72ZM107 254L109 255V257H108ZM165 254H167V255H165ZM51 255H53V257ZM105 255H107V256H105ZM198 255H199V253H197L195 256L198 257ZM126 256H129V258L126 257ZM136 256L139 257V258H137ZM178 256L180 257L181 260L179 259ZM4 257H5V259H4ZM6 257H8V258H6ZM86 257H88V258L90 257L92 262L89 261L90 259L87 260L88 258H86ZM145 257H147L149 259L151 258L150 261H149V259L147 260ZM167 257H168V260L169 261L167 260ZM53 258H55V259H53ZM77 258H79V259H77ZM125 258H127V259H125ZM142 258L144 260H142ZM183 258L186 259V260H184ZM107 259H108V261H107ZM109 259H110V261H109ZM135 259H137V260L135 261ZM160 260H161V262H160ZM178 261H181L182 263L181 262H178ZM75 262L73 264H75ZM79 262L78 263L76 262V264H81L82 263V261H81V263H79ZM85 263H82V264H85ZM0 264H1V262H0Z\"/></svg>",
  "mask_w": 264,
  "mask_h": 264
},
{
  "label": "bare ground",
  "instance_id": "obj_2",
  "mask_svg": "<svg viewBox=\"0 0 264 264\" xmlns=\"http://www.w3.org/2000/svg\"><path fill=\"white\" fill-rule=\"evenodd\" d=\"M75 1V3H76V16L77 17H79V18H81V21H83L84 20V18H87V17H85L86 15V13L84 14V12H86V10L88 9V6H89V3L92 1V0H74ZM117 1V0H116ZM148 0H123L122 2H124L122 5H123V9H122V15L120 14L119 16H117V18L119 19V17L121 18V20H122V17H124V18H130V16L131 17H134V16H136V15H138V14H140V12L142 11V10H144V8L146 7V2H147ZM194 1V0H193ZM192 1V2H193ZM199 0H196L195 1V5H196V7H195V9H196V11L197 10H199V11H203L204 13H206V15L208 14H210V15H214L212 18H214V17H216V18H214V20H216L217 18H218V16H220L221 15V12L220 11H222V10H220V6L219 5H221L222 4V6L224 7V5H227L226 6V8H228V10L224 13V19H222V21L224 22V20H225V25H226V27L228 28V30H229V33H227V34H229V36L227 35V37L226 38H223V44H222V46L221 47H219L214 53H212L213 54V56H212V64H210V60H208L209 61V64L211 65V66H213V68L212 69H210L212 72H210V73H214L215 72V74L216 73H218L219 72V74L220 73H222L223 75H224V77L223 76H220L221 77V80H222V77H223V79H225L224 80V84H221V85H224V87L223 86H221L220 85V83L218 82V86H221V87H223V89L221 88V90H223V91H221V93H220V91H218L217 90V88H215L216 86L214 85V87L212 88V93H214V88L216 89V92H215V94L214 95H216V93L217 94H221V96L219 97L218 95H217V97L215 96V97H213L212 96V98L211 99H208V100H206L204 97L206 96H204V95H202V96H204L203 98H204V101L205 102H207V103H205L203 100H201V101H203L204 102V104L206 105V111L204 112V111H201L202 109H198L199 107H201L200 105V102L201 101H198V104H200L199 106L197 105V103H196V105L198 106V112L196 111V108H195V111H196V113H198V114H205V117L204 116H201V117H203V118H205L206 119V116L208 117V116H212V115H221V114H223V113H225L226 111H225V108L226 107H228L229 105H230V103H232L234 100H237L238 99V101H239V98L242 100V98H243V100L242 101H245L246 102V100H244V93H245V91H247V88L249 87H247V82H249V81H246L247 79H249L250 78V74H251V76L253 75L252 74V68H253V66H255V64H257L255 61V63H253L254 65H252V61H253V56H252V50L254 49V47H253V49L252 50H250L251 48L249 47V50L251 51V56H248V55H246V54H244L243 52H241L242 50H240V45H238V47L236 46V44H240V41H242L243 40V38H246L247 37V35H248V29H249V27L251 26V23H255V22H253L254 20L253 19H255L256 17V13H257V11L259 10V9H262V8H264V0H201L202 2L200 3V2H198ZM58 2V1H57ZM62 2V1H61ZM61 2H59L60 3V5H61ZM121 2V1H120ZM151 2V1H150ZM191 1H190V3H192ZM44 3V2H43ZM63 3V2H62ZM106 3V2H105ZM174 3V2H173ZM48 3H46V6L48 7L47 9H50L49 8V6L47 5ZM55 4V3H54ZM45 4H43V6H44ZM51 5V4H50ZM63 5V4H62ZM75 5V4H74ZM179 5V4H178ZM194 5V6H195ZM41 6H42V2H41ZM40 6V7H41ZM99 6V5H98ZM39 7V8H40ZM45 7V6H44ZM58 7H59V5H58ZM64 6H62V8H63ZM92 7V6H91ZM95 7H96V5H95ZM179 7V6H178ZM191 6H189V8H190ZM52 8V7H51ZM93 8V7H92ZM98 8V7H97ZM96 8V9H97ZM113 8V5L112 6H110V5H107V4H101V7L99 8L100 9V11H99V9H97L98 11H96V10H94L95 12H97L96 13V17H97V19L99 20V22L104 26L105 25V21H109L110 19V14H111V9ZM225 8V7H224ZM44 9V8H43ZM42 9V10H43ZM55 9V8H54ZM93 9H95V8H93ZM192 9V8H191ZM23 10V9H22ZM41 10V9H40ZM53 11V9H50V10H48L47 12H50V11ZM67 10V9H66ZM74 10V11H75ZM92 10V9H91ZM262 10H264V9H262ZM72 11V10H71ZM116 11V10H115ZM190 11V10H189ZM23 12V11H22ZM38 13H41V12H39V11H37ZM54 13H55V11H53ZM60 12V11H59ZM73 12V11H72ZM148 12V11H147ZM193 12V11H192ZM259 12H260V10H259ZM44 13V12H43ZM42 13V14H43ZM94 13V12H93ZM187 13H189V12H187ZM193 13H195V15L197 14L196 12H193ZM200 13V12H199ZM199 13H198V15H199ZM27 14V13H26ZM30 14L31 13H29V17H31L30 16ZM48 14V13H47ZM50 14V13H49ZM119 14V13H118ZM33 16H34V13L32 14ZM41 15V14H40ZM44 15V14H43ZM45 15H46V13H45ZM53 14H52V12H51V16H52ZM67 15V14H66ZM93 15V14H92ZM95 15V14H94ZM93 15V16H94ZM197 15V16H198ZM205 15V14H204ZM206 15H205V18H206ZM262 15V14H261ZM33 16L31 17L32 19H33ZM38 16V15H37ZM48 16H50V15H48ZM54 16L56 17V14H54ZM200 16H203V15H200ZM23 17H25V15L23 16ZM29 17H27V18H29ZM35 17H36V14H35ZM34 17V18H35ZM41 17H42V15H41ZM45 17V16H44ZM90 17H92L91 16V14H90V16L88 17V18H90ZM188 17V16H187ZM255 17V18H254ZM260 17V16H259ZM27 18H24V19H27ZM38 18H39V16H38ZM51 18V17H50ZM116 18V20H118ZM123 18V19H124ZM191 18V17H190ZM202 18H204V17H202ZM201 17L199 18V19H202ZM212 18H211V20H212ZM46 19H48V17H46ZM45 19V20H46ZM158 19V18H157ZM188 19V18H187ZM192 19H194L193 18V16H192ZM207 19V18H206ZM256 19H258V18H256ZM29 20H30V18H29ZM36 20V19H35ZM45 20H44V22H45ZM51 20V19H50ZM120 20V19H119ZM118 20V21H119ZM190 20V19H189ZM196 20V18L194 19V21ZM204 19H202V21H203ZM26 21V20H25ZM34 20H32V22H30V23H34L33 22ZM39 21V20H38ZM132 21V20H131ZM136 21V20H135ZM198 21H200V20H197V22ZM209 21V20H208ZM221 21V20H220ZM221 21V24L220 23H218V21H217V23L218 24H220V25H222L223 26V22ZM255 21H257V20H255ZM71 22V21H70ZM74 22V21H73ZM191 22V21H190ZM203 22H205L206 24H208L207 23V21H203ZM261 22V21H260ZM28 23V22H27ZM38 23V22H37ZM40 23V22H39ZM75 23V22H74ZM82 22H79L78 24L76 23V24H74V25H61L60 24V26L58 27V31L60 32V35H61V38H62V40H66V39H68V38H70L71 36H74V35H77L79 32H84L85 31V27H84V24L82 25L81 24ZM110 23H111V20H110ZM109 22H108V24H110ZM120 23H121V21H120ZM125 23V22H124ZM126 23H127V25L126 24H124L126 27L128 26V22L126 21ZM189 23V22H188ZM210 23V22H209ZM215 23V22H214ZM223 23V24H222ZM36 24V23H35ZM50 24V23H49ZM52 24H53V22H52ZM139 24V23H138ZM195 24V23H194ZM193 24V25H194ZM200 24V23H199ZM201 24H202V22H201ZM200 24V25H201ZM218 24H217V26H218ZM258 24H259V22H258ZM27 25V24H26ZM36 25H39V24H36ZM36 25H35V27H36ZM122 25V24H121ZM124 25H122V26H124ZM202 25H204V24H202ZM202 25H201V27H202ZM213 25V24H212ZM211 25V28L212 27H214V25L212 26ZM216 25V24H215ZM224 25V26H225ZM260 25H262V22L260 23ZM20 26V25H19ZM28 27H29V24L27 25ZM40 26H41V23H40ZM86 26V25H85ZM87 26H89V25H87ZM101 26V25H100ZM99 26V27H100ZM107 26V25H106ZM111 26V25H110ZM109 26V27H110ZM117 26H119V25H117ZM122 26H119V30H118V32H120V30H121V27ZM198 26V25H197ZM223 26V27H224ZM259 26V25H258ZM38 27V26H37ZM48 27V25L46 26V29H48L47 28ZM92 27H94L93 25H92ZM115 26L113 25V28H114ZM138 27V26H137ZM193 27H196L195 25L193 26ZM200 27V28H201ZM204 27V26H203ZM202 27V28H203ZM207 27V26H206ZM206 27H205V29H206ZM209 27V26H208ZM207 27V28H208ZM252 27V26H251ZM250 27V28H251ZM262 27H264V25H262ZM26 28V27H25ZM41 28V27H40ZM39 28V29H40ZM101 28V27H100ZM111 28V27H110ZM117 28V27H116ZM116 28H114V29H116ZM220 30H221V28L220 27H218ZM259 28H261V26H259ZM34 29V28H33ZM93 29H95V28H93ZM107 29V27L105 28L104 27V29H100V32H98L97 30V28H96V31L97 32H94V30H92V32H91V34H95V33H97V35H100V36H98V37H101V35L103 34V35H105V36H108V32H106L105 30ZM126 29V28H125ZM137 29V28H136ZM144 29V28H143ZM205 29H203V30H205ZM209 29V28H208ZM213 29V28H212ZM215 29V28H214ZM219 29H216L215 31H212V33L213 32H216L217 33V30H219ZM224 29H225V27H224ZM224 29H223V32H224ZM257 29H258V27H257ZM262 29V28H261ZM26 30V29H25ZM29 30V29H28ZM110 30H112V29H110ZM165 30V29H164ZM192 29H190V31H191ZM197 30V29H196ZM207 30V29H206ZM226 31L225 32H227V29H225ZM253 30V29H252ZM260 30V29H259ZM41 31V30H40ZM51 31V30H50ZM87 31H89V29L87 30ZM122 31V30H121ZM126 31V30H125ZM139 31V30H138ZM188 31V30H187ZM197 31H199V30H197ZM250 31V30H249ZM256 31H258V30H256ZM261 31V30H260ZM33 32V31H32ZM42 32V31H41ZM40 32V33H41ZM45 32V31H44ZM124 32V31H123ZM123 32H120V34L122 33L123 34ZM207 32V31H206ZM205 32V33H206ZM209 32H211V31H209ZM253 32V31H252ZM255 32V31H254ZM253 32V33H254ZM47 33H48V31H47ZM204 33V34H205ZM211 33V34H212ZM250 33H251V31H250ZM262 33H264V32H262ZM110 34V37L112 38V39H114L113 37H116V35H115V33H109ZM138 34V33H137ZM203 34V35H204ZM207 34H209L210 35V33H206L205 35L207 36ZM218 34V33H217ZM220 34V33H219ZM226 34V33H225ZM28 35V34H27ZM45 35V34H44ZM103 35H102V37H103ZM197 35H199L198 34V32H197ZM202 35V34H201ZM204 35V36H205ZM221 35L223 36V33H221ZM255 35H257V39H258V35L259 34H256L255 33ZM7 36V35H6ZM41 36V35H40ZM94 36V35H93ZM140 36V35H139ZM222 36H220V38L222 39ZM262 36H264V34H262ZM261 36V37H262ZM95 37V36H94ZM97 37V38H98ZM101 37V38H102ZM202 37V36H201ZM209 37V36H208ZM224 37V36H223ZM251 37H252V35H251ZM41 38V37H40ZM39 38V39H40ZM204 38V37H203ZM255 38V37H254ZM253 38V40H255ZM92 39H94V38H92ZM99 39V38H98ZM103 39V38H102ZM195 39V38H194ZM256 39V40H257ZM42 40V39H41ZM74 40V39H73ZM206 40V39H205ZM209 40V39H208ZM256 40L254 41V43H256L257 45L259 44V41H258V43L256 42ZM262 41H261V43L262 42H264V38H262L261 39ZM145 41V40H144ZM143 41V42H144ZM179 41L180 42H182V43H184L183 41H181L180 39H179ZM217 41V40H216ZM22 42V41H21ZM143 42H142V44H143ZM191 42V41H190ZM243 42V41H242ZM244 42H246V41H244ZM244 42H243V44H242V47H244L243 45H245L244 44ZM251 42V41H250ZM181 43V44H182ZM187 43V42H186ZM219 43V42H218ZM217 43V44H218ZM222 43V42H221ZM253 43V44H254ZM19 44V43H18ZM175 44V43H174ZM7 45H9V43L7 44ZM14 45V44H13ZM27 45V44H26ZM191 45V47H193L192 45L193 44H190ZM256 45V46H257ZM6 46V45H5ZM183 46H184V44H183ZM185 46H187V44L185 45ZM189 46V45H188ZM187 46V47H188ZM251 46H252V44H251ZM54 47V46H53ZM97 47V46H96ZM171 47V46H170ZM178 47V46H177ZM264 48V47H262V45H259V48ZM4 48V47H3ZM8 48V47H7ZM90 48V47H89ZM89 48H87L86 50L88 51L89 50ZM94 48V47H93ZM185 48V47H184ZM257 48H258V46H257ZM256 48V49H257ZM260 48V50L262 51V49ZM111 49V51H112V48H110ZM109 49V50H110ZM174 49H175V47H174ZM195 49V48H194ZM242 49H245V48H242ZM256 49H254V50H256ZM4 50H6V48L4 49ZM3 50V51H4ZM35 50H36V48H35ZM181 50V47H180V49H179V51ZM190 49H185V53L187 52L188 53V51H189ZM192 50V49H191ZM210 50V49H209ZM258 50V49H257ZM260 50H258V51H260ZM9 51V50H8ZM83 51H85V49L83 50ZM98 51V50H97ZM111 51H109V53L111 52ZM177 51H178V49H177ZM10 52V51H9ZM13 52V51H12ZM27 52V51H26ZM37 52H39V51H37ZM120 52V51H119ZM176 52V51H175ZM191 52V51H190ZM248 52V51H247ZM256 52V51H255ZM7 53V52H6ZM113 53V52H112ZM183 53V52H182ZM257 54H258V52H256ZM261 53V52H260ZM11 54V53H10ZM39 54V53H38ZM116 54H118L117 52H116ZM172 54V53H171ZM176 54H178V52H176ZM175 54V55H176ZM12 55V54H11ZM35 55H37L36 54V52H35ZM113 55V54H112ZM114 55H115V53H114ZM130 55V54H129ZM174 55V56H175ZM179 55V54H178ZM181 55V54H180ZM210 55V54H209ZM253 55H254V52H253ZM14 56V55H13ZM16 56V55H15ZM38 56V55H37ZM36 56V57H37ZM203 56V55H202ZM254 56H256V55H254ZM22 57V56H21ZM35 57V56H34ZM40 56H38V58H39ZM42 57V56H41ZM70 57V56H69ZM85 57H87V56H85ZM176 57H177V59H178V56L176 55ZM198 57H200V56H198ZM210 57V56H209ZM258 57H260V54H259V56ZM32 58V57H31ZM136 58V57H135ZM142 58V57H141ZM208 58V57H207ZM15 59V58H14ZM86 59V58H85ZM134 59V58H133ZM210 59V58H209ZM33 60V59H32ZM94 60V59H93ZM167 60V59H166ZM171 60V59H170ZM173 60V59H172ZM179 60V59H178ZM262 60H264V59H262ZM44 61V60H43ZM78 61V60H77ZM176 61V60H175ZM174 61V62H175ZM181 61V60H180ZM180 61H179V64H180ZM182 61H184V60H182ZM196 61V60H195ZM7 62V61H6ZM39 62H42V61H39ZM133 62V61H132ZM134 62H136L135 60H134ZM147 62V61H146ZM8 63V62H7ZM167 63V62H166ZM172 63H173V61H172ZM183 63V62H182ZM40 64V63H39ZM94 64H95V62H94ZM117 64V63H116ZM160 64V63H159ZM162 64V63H161ZM194 64H195V62H194ZM193 64V65H194ZM198 64V63H197ZM208 64V65H209ZM8 65H9V63H8ZM181 65V64H180ZM6 66V65H5ZM86 66V65H85ZM88 66V65H87ZM90 66V65H89ZM94 66V65H93ZM122 66V65H121ZM192 66V65H191ZM201 66V65H200ZM262 66H264V65H262ZM12 67V66H11ZM133 67V66H132ZM171 67V66H170ZM1 68V67H0ZM4 68V67H3ZM2 68V69H3ZM88 68V67H87ZM174 68V67H173ZM180 68V67H179ZM178 68V69H179ZM184 67H182V69H183ZM210 68V67H209ZM259 68H261V67H259ZM262 68H264V67H262ZM172 69V68H171ZM177 69V68H176ZM181 69V70H182ZM200 69V68H199ZM205 69V68H204ZM208 69V68H207ZM258 69V68H257ZM91 70V69H90ZM184 70V69H183ZM209 70V71H210ZM254 70H256V69H254ZM259 70V69H258ZM17 71H19V70H17ZM88 71V70H87ZM98 71V70H97ZM172 71H174V69L172 70ZM190 71V70H189ZM198 71V70H197ZM250 71H251V73H250ZM27 72V71H26ZM92 72H94L93 70H92ZM169 72H171V71H169ZM174 72H176V70L174 71ZM258 72V71H257ZM262 72H264V71H262ZM261 72V73H262ZM88 73V72H87ZM206 73V72H205ZM254 73H256V72H254ZM18 74V73H17ZM93 74V73H92ZM92 74H91V76H92ZM156 74V73H155ZM163 74H166V73H163ZM171 74H173V75H175L174 73H171ZM170 74V76H172L173 78L174 77H176V76H178V74H179V72L176 74V76H173V75H171ZM33 75V74H32ZM72 75V74H71ZM167 76L169 75V74H166ZM183 74L181 73V76H182ZM213 75V74H212ZM221 75V74H220ZM260 75V74H259ZM262 75H264V74H262ZM3 76V75H2ZM30 76V75H29ZM49 76V75H48ZM89 76V75H88ZM162 76H164V75H162ZM166 76V77H167ZM170 76H169V78H170ZM214 76H217V75H214ZM213 76V77H214ZM255 76H257V73H256V75ZM255 76H253L252 78H255ZM22 77V76H21ZM182 77H184V76H182ZM218 77V79H219V76H217ZM216 77V78H217ZM7 78V77H6ZM127 78H128V75H127ZM163 77H160V79H162ZM168 78V77H167ZM167 78H164V79H167ZM178 77H176V79H177ZM210 78V77H209ZM257 78H258V76H257ZM22 79V78H21ZM111 79V78H110ZM181 79V78H180ZM251 79V78H250ZM261 79V78H260ZM14 80V79H13ZM71 80V79H70ZM73 80V79H72ZM132 80V79H131ZM163 80V79H162ZM178 80V79H177ZM212 80H213V78H212ZM217 81V79H214V82H216ZM256 81H257V79H255ZM27 81V80H26ZM134 81V80H133ZM132 81V82H133ZM164 81H166V80H164ZM163 81V82H164ZM168 82H170V80H167ZM186 81V83H188V81L187 80H185ZM255 81V82H256ZM42 82H44V81H42ZM158 82H159V80H158ZM161 82V81H160ZM173 82H175V83H178L179 81H174L173 79H172V83L170 82V84H173ZM210 82H212L211 80H210ZM255 82H254V85L255 86H257V88H256V90L257 89H259L258 88V82H257V85L255 84ZM11 83V82H10ZM27 83V82H26ZM151 83V82H150ZM150 83H148V84H150ZM156 83V82H155ZM166 83V82H165ZM181 85L180 86H183L182 85V82L180 81L179 82ZM178 83V84H179ZM185 83V84H186ZM221 83H223V82H221ZM30 84V83H29ZM69 84V83H68ZM146 84H147V82H146ZM152 84V83H151ZM150 84V85H151ZM161 84V83H160ZM159 84V85H160ZM167 84L168 83H166V90L165 89H163L164 87H163V85H160L161 87H162V89L163 90H165V92L169 89V88H171L172 90H174L176 87H174V89L172 88V87H169V88H167L168 86H169V84H168V86H167ZM190 84V83H189ZM214 84V83H213ZM212 84V85H213ZM215 84H217V83H215ZM251 84V83H250ZM10 85V84H9ZM14 85V84H13ZM34 85V84H33ZM56 85H58V84H56ZM158 85V86H159ZM165 85V84H164ZM11 86V85H10ZM27 86H29V85H27ZM152 86V85H151ZM150 86V87H151ZM156 86H157V83H156ZM159 86V87H160ZM170 86H172V85H170ZM174 86H175V84H174ZM179 86V85H178ZM186 86V85H185ZM5 87V86H4ZM67 87H68V85H67ZM137 87V86H136ZM149 87V86H148ZM159 87H157V88H159ZM160 87V88H161ZM189 87V86H188ZM192 87V86H191ZM252 85H251V88H250V90H251V92L252 91H254L253 89H252ZM7 88V87H6ZM147 88V87H146ZM156 88V87H155ZM154 88V89H155ZM182 88V87H181ZM203 88V87H202ZM219 88V87H218ZM254 89H255V87H253ZM162 89H158V90H161L162 91ZM179 89H180V87H179ZM182 89H184V88H182ZM71 90V89H70ZM91 90V89H90ZM156 90V89H155ZM190 90V88L187 90H185V94H187L186 92L187 91H189ZM214 90V91H213ZM248 90H249V88H248ZM143 91H145V89L143 90ZM147 91H149L150 92V89L149 90H147ZM170 91V90H169ZM174 91H177V92H174V93H176V94H179V91L176 89V90H174ZM183 91L184 90H181V92L183 93ZM207 91V90H206ZM259 91V90H258ZM257 91V92H258ZM94 92V91H93ZM110 92V91H109ZM158 92V91H157ZM180 92V93H181ZM191 92V91H190ZM210 92H211V90H210ZM219 92V93H218ZM256 92V91H255ZM7 93V92H6ZM86 93H87V91H86ZM88 93H90V92H88ZM144 93V92H143ZM151 93V92H150ZM153 93V92H152ZM154 93H156V91L154 92ZM159 93V92H158ZM198 93V92H197ZM248 93H249V91H248ZM261 93V92H260ZM51 94V93H50ZM160 94V93H159ZM163 94H165V93H163ZM205 94H207V93H205ZM209 94V93H208ZM219 94V95H220ZM246 94H247V92H246ZM262 94V93H261ZM10 95V94H9ZM104 95V94H103ZM141 95V94H140ZM152 95L153 94H151V98H153L154 99V97H159L158 95L157 96H154V97H152ZM162 95V94H161ZM160 95V96H161ZM184 95V94H183ZM188 96H187V101L188 102H191V100H190V98L191 97H189L190 96V94L188 93L187 94ZM193 95H195L194 93H193ZM251 95V94H250ZM249 95V96H250ZM257 96H258V93L256 94ZM255 95V96H256ZM8 96V95H7ZM11 96V95H10ZM85 96V95H84ZM83 96V97H84ZM109 96H110V94H109ZM166 96V95H165ZM170 96V95H169ZM172 96V95H171ZM186 96V95H185ZM209 96H211V95H209ZM242 96H244V97H242ZM249 96H247V97H249ZM253 96V95H252ZM9 97V96H8ZM89 97H90V95H89ZM118 97V96H117ZM175 97H176V95H175ZM189 97V98H188ZM193 98L195 97V96H192ZM242 97V98H241ZM247 97H245L246 99H248ZM33 98V97H32ZM67 98V97H66ZM91 98V97H90ZM162 98V97H161ZM165 97L163 96V100H169V99H164ZM169 98V97H168ZM172 98H173V96H172ZM171 98V99H172ZM179 98V97H178ZM185 98V97H184ZM196 98V97H195ZM193 99V100H196V99ZM202 98V97H201ZM206 98H208V97H206ZM252 98V100H253V97H251ZM256 98V97H255ZM255 98H254V101H255ZM257 98H261V97H257ZM7 98H5V100H6ZM65 99V98H64ZM87 99V98H86ZM89 99V98H88ZM103 99V98H102ZM106 99H109V98H107L106 97ZM112 99V98H111ZM156 99V98H155ZM157 99H159V98H157ZM171 99H170V101H171ZM182 100H183V98H181ZM262 99V98H261ZM123 100V99H122ZM133 100V99H132ZM160 100V99H159ZM186 100V99H185ZM185 100H184V102H185ZM190 100V101H189ZM198 100V99H197ZM250 98H249V101L251 102L252 101ZM13 101V100H12ZM87 101V100H86ZM99 101V100H98ZM103 101V100H102ZM116 101H117V99H116ZM158 101V100H157ZM162 101V100H161ZM186 101V102H187ZM232 101V102H231ZM241 101V102H242ZM259 101V100H258ZM28 102V101H27ZM96 102V101H95ZM105 102H107L106 100H105ZM168 102V101H167ZM167 102H164V104H166ZM176 102V101H175ZM179 102V101H178ZM177 102V103H178ZM185 102V103H186ZM187 102V105H186V107H188V105H189V108L191 107L190 106V104L191 103H188ZM194 102V101H193ZM196 102V101H195ZM240 102V103H241ZM257 102V101H256ZM255 102V103H256ZM33 103V102H32ZM97 103V102H96ZM103 103H104V101H103ZM115 104H116V102H114ZM121 103V102H120ZM124 103V102H123ZM174 103V102H173ZM239 103V104H240ZM247 103V102H246ZM254 103V102H253ZM35 104V103H34ZM39 104V103H38ZM92 104V103H91ZM108 104V103H107ZM112 104V103H111ZM158 104H159V102H158ZM164 104H161L162 106H164ZM179 104V103H178ZM203 104V103H202ZM235 104H237V103H235ZM242 104H243V106H244V102H242ZM174 105V104H173ZM172 105V106H173ZM181 105V104H180ZM183 105H185L184 103H183ZM183 105H181L179 108L181 109V107L183 106ZM192 105H193V103H192ZM232 105V104H231ZM238 105V104H237ZM234 106V108L235 107H237L238 109H235V112H236V110L237 111H240L239 110V107H241L240 105H239V107L238 106ZM246 105V104H245ZM248 105V104H247ZM247 105H246V108H245V110H244V108H243V106H242V109L244 110H242L241 109V112H246V109L248 110V109H250V108H248L247 107ZM250 105V104H249ZM261 106V104H258L257 105V103H256V107L258 108V107H260ZM35 106V105H34ZM49 106V105H48ZM91 106V105H90ZM110 106V105H109ZM118 106V105H117ZM119 106H121V105H119ZM130 106V105H129ZM160 106V105H159ZM166 106H168V105H166ZM175 106V105H174ZM174 106L172 107V108H174ZM179 106V105H178ZM203 106V105H202ZM251 107H253L252 106V102H251V105H250ZM3 107H6V106H3ZM143 107V106H142ZM161 107V106H160ZM165 107V106H164ZM164 107H162V108H164ZM183 107H185V106H183ZM186 107H185V109H186ZM204 107V106H203ZM231 107V106H230ZM255 107V108H256ZM10 108V107H9ZM112 108V107H111ZM116 108V107H115ZM118 108H120V107H118ZM129 108V107H128ZM189 108H188V110H189ZM232 108V107H231ZM234 108H232L233 110H234ZM261 108V107H260ZM259 108V109H260ZM30 109V108H29ZM182 109H184V108H182ZM205 109V108H204ZM203 109V110H204ZM252 109H254V108H252ZM262 109H264V106H262ZM14 110V109H13ZM53 110V109H52ZM139 110V109H138ZM162 110V109H161ZM169 110L171 111V109L169 108ZM173 110V109H172ZM178 110V109H177ZM176 110V111H177ZM187 110V109H186ZM185 110V111H186ZM187 110V111H188ZM261 110V109H260ZM259 110V113L262 115V110L260 111ZM105 111H107V109H105ZM109 111V110H108ZM107 111V112H108ZM160 111V110H159ZM169 111V112H170ZM179 111V113H181L180 112V110H178ZM232 111V110H231ZM255 111H257L256 109L254 110V112H250V113H253V114H251V117H250V114L248 113H246V115H248L249 116V118H253L252 117V115H254L255 114ZM52 112V111H51ZM77 112V111H76ZM82 112V111H81ZM106 112V113H107ZM112 112H114V111H112ZM139 112V111H138ZM141 112H143V111H141ZM149 112V111H148ZM152 113L154 112V111H151ZM157 112V111H156ZM161 112H163V110L161 111ZM161 112H159V114L161 113ZM168 112V113H169ZM189 112L190 111H188V115H189V117H190V114H189ZM201 112V113H200ZM203 112V113H202ZM240 112V113H241ZM7 113V112H6ZM9 113H11V111L9 112ZM29 113V112H28ZM79 113V112H78ZM89 113H90V111H89ZM106 113H105V115H106ZM109 113V112H108ZM144 113H145V111H144ZM144 113H143V115H144ZM147 113V112H146ZM151 113V114H152ZM158 113V112H157ZM156 113V114H157ZM165 113H166V111H165ZM174 113V112H173ZM172 112L170 113V116H171V114L172 115H174ZM183 113H184V111H183ZM191 114H192V112H190ZM71 114V113H70ZM81 114V113H80ZM97 114V113H96ZM102 114H104V113H102ZM117 114H118V112H117ZM120 114V113H119ZM134 114V113H133ZM137 114V113H136ZM139 114H140V112H139ZM150 114V115H151ZM158 114V116H160ZM182 114V113H181ZM186 114V113H185ZM184 114V115H185ZM197 114V115H198ZM203 114V115H204ZM258 114V113H257ZM256 114V115H257ZM26 115V114H25ZM88 115V114H87ZM91 115V114H90ZM94 115H95V113H94ZM93 115V116H94ZM104 115V116H105ZM122 115V114H121ZM120 115V116H121ZM135 115V114H134ZM142 114H140L139 116L140 117H142L143 119H144V116H141ZM148 114H146V116H147ZM154 115V114H153ZM162 115V114H161ZM169 115V114H168ZM183 115V114H182ZM187 114L185 115V116H183V118L184 117H186V116H188ZM238 115H241V114H238ZM83 116H85V114L83 115ZM103 116V117H104ZM109 116V115H108ZM118 116V115H117ZM123 116H125V113L123 114ZM139 116H138V118H139ZM145 116V117H146ZM157 116V115H156ZM166 116H167V114H166ZM175 116H177V115H175ZM181 116V115H180ZM195 117V115H194V110H193V115H192V117ZM200 115H198L197 117H199ZM228 116L229 115H227V118L225 117V116H222V118L223 117H225V119H222L221 117H220V119H222L223 121L224 120H228L229 118H228ZM242 116V115H241ZM245 116V113L243 114V117ZM258 116H260L259 114H258ZM88 117V116H87ZM113 117H115V116H113ZM136 118H137V116H135ZM134 117V118H135ZM148 117V116H147ZM171 117H173V116H171ZM179 117V116H178ZM177 117V118H178ZM182 117V116H181ZM239 117V116H238ZM34 118V117H33ZM48 118V117H47ZM76 118V117H75ZM90 118H91V116H90ZM116 118V117H115ZM124 118V117H123ZM152 118V116L150 117L149 116V119H151ZM164 119V121H165V119H168L167 117H163ZM187 118V117H186ZM191 118V117H190ZM190 118H187L188 119V121H189V119ZM200 118V117H199ZM202 118V120H201V122L202 121H204V119ZM209 118V117H208ZM210 118H212V117H210ZM210 118H209V120H210ZM216 118V117H215ZM219 118V117H218ZM245 118V117H244ZM244 118H240L241 119V121H245V119ZM247 119L246 120H248L249 122L252 120H250L248 117H246ZM35 119V118H34ZM72 119V118H71ZM78 119V118H77ZM80 119H81V117H80ZM142 119V120H143ZM145 119H148V118H145ZM148 119V120H149ZM152 119H154V118H152ZM159 119H160V117H159ZM179 120L178 121H180V118H178ZM192 119V118H191ZM212 119H214V118H212ZM253 119H255V118H253ZM256 119H257V116H256ZM255 119V120H256ZM74 120V119H73ZM79 120V119H78ZM94 120H95V118H94ZM137 120V119H136ZM161 120V119H160ZM174 120V117H173V119H172V121ZM184 120V119H183ZM194 120L196 121L197 119H195L194 118ZM207 120V119H206ZM216 120H217V118H216ZM219 120V119H218ZM217 120V121H218ZM236 120V119H235ZM254 120V121H255ZM262 120V122H264V119H261ZM103 121V120H102ZM101 121V123H103ZM144 121V120H143ZM153 121V120H152ZM163 121V122H164ZM168 121H170V120H167V122ZM171 121V123H173ZM175 121H177V120H175ZM177 121V122H178ZM182 121V120H181ZM180 121V122H181ZM185 121V120H184ZM188 121H186V123L188 122ZM192 121V120H191ZM195 121H192L191 123L194 125V123H195ZM229 121V120H228ZM232 121V120H231ZM248 121H246V123L244 124V126L248 123ZM253 121V122H254ZM49 122V121H48ZM53 122V121H52ZM159 122V121H158ZM180 122L178 123V124H180ZM194 122V123H193ZM201 122H200V124H201ZM205 122V121H204ZM220 121H218V123H219ZM225 122V121H224ZM256 122H258V121H256ZM32 123V122H31ZM39 123V122H38ZM63 123V122H62ZM87 123V122H86ZM99 123V122H98ZM154 123H156V122H154ZM154 123H152V124H154ZM161 123V122H160ZM159 123V125H161ZM175 123V122H174ZM188 123H190V121L188 122ZM190 123V124H191ZM237 123V122H236ZM236 123H234V120L232 121V125L234 126V124H235V126H237V124ZM76 124V123H75ZM85 124V123H84ZM95 124V123H94ZM117 124V123H116ZM165 124H167V126H170V125H172V124H169V123H165ZM183 124V123H182ZM185 124V123H184ZM196 124V123H195ZM206 124L207 123H205V126H206ZM210 124H211V121H210ZM230 124H231V122H230ZM239 124H241L242 125V123H239ZM238 124V125H239ZM250 124H251V122H250ZM250 124H249V126H250ZM253 124V123H252ZM90 125V124H89ZM102 125H104V124H102ZM120 125V124H119ZM164 125V124H163ZM175 125V124H174ZM187 125V124H186ZM185 125V127L186 128H188L187 126ZM198 125V124H197ZM197 125H196V127H197ZM248 125V124H247ZM246 125V126H247ZM254 125H255V123H254ZM28 126V125H27ZM81 126V125H80ZM79 126V127H80ZM153 126V125H152ZM154 126H157V123L154 125ZM154 126L152 127V128H154ZM167 126H166V128H167ZM173 126V125H172ZM176 126V125H175ZM183 126V125H182ZM202 126H203V124H202ZM209 126V125H208ZM212 126V125H211ZM220 126V125H219ZM231 126V125H230ZM243 126V125H242ZM241 126V127H242ZM246 126H245V129H243V130H247V128H246ZM39 127V126H38ZM99 127V126H98ZM104 127H106V131H112V129H113V122H112V120H110V119H108V120H105V126ZM174 127V126H173ZM195 127V126H194ZM199 128H200V125L198 126ZM197 127V128H198ZM204 127V126H203ZM238 127V126H237ZM30 128H32V127H30ZM102 128V127H101ZM119 128V127H118ZM150 129V130H155V128L154 129ZM176 128V127H175ZM179 128H180V125H179ZM182 128V127H181ZM184 128V127H183ZM205 128V127H204ZM207 128H209V127H207ZM207 128H205V130L204 131H206V129ZM238 128H240V126L238 127ZM127 129V128H126ZM158 129V128H157ZM161 129V128H160ZM165 129V128H164ZM169 129H170V127H169ZM185 129V128H184ZM215 128H213L212 130H214ZM219 129V128H218ZM236 129V130H235ZM234 130L237 132V128H235ZM248 129H250V128H248ZM17 130V129H16ZM76 130V129H75ZM101 130H103V129H101ZM162 130V129H161ZM172 130V129H171ZM186 130V129H185ZM193 130V129H192ZM201 130H203L202 128H201ZM216 130V129H215ZM214 130V131H215ZM229 130H233V129H229ZM233 130V131H234ZM241 130V129H240ZM44 131H47V130H44ZM72 131V130H71ZM91 131V130H90ZM98 131V130H97ZM129 131V130H128ZM133 131V130H132ZM131 131V133L132 134H134L133 132ZM156 131V132H155ZM154 132L155 133H157V131L158 130H155ZM168 131V130H167ZM173 131H174V129H173ZM178 131V130H177ZM194 131H196L195 129H194ZM209 131H211L210 130V128H209V130L207 129V131L206 132H208V133H210ZM218 131V130H217ZM222 131V130H221ZM234 131V134H236V132ZM247 131H249V130H247ZM40 132V131H39ZM43 132V131H42ZM79 132H80V130H79ZM84 132V131H83ZM103 132H104V130H103ZM115 132V131H114ZM119 132V131H118ZM160 132V131H159ZM159 132H158V134H159ZM166 132V131H165ZM178 132H180L181 133V130L180 131H178ZM212 132V131H211ZM216 132V131H215ZM238 132H239V130H238ZM238 132H237V134H238ZM35 133H38V132H35ZM35 133H34V135H35ZM41 133V132H40ZM99 133V132H98ZM117 133V132H116ZM138 133V132H137ZM147 132H145V136L147 137V134H146ZM152 133L153 132H151L150 134H148V136L150 135V136H153L152 135ZM155 133H154V135H155ZM223 133H224V131H223ZM231 133V132H230ZM243 134V132H240L238 135H240V134ZM27 134V133H26ZM31 134V133H30ZM29 134V135H30ZM39 134V133H38ZM38 134H36L34 137H36V136H38ZM89 134H91V133H89ZM102 134V133H101ZM120 133H118V135H119ZM142 133L140 134V135H143ZM176 134V132L174 133V135ZM199 134V133H198ZM202 134V133H201ZM213 134V132L211 133V134H209V136L211 137V135ZM217 134V133H216ZM220 134V133H219ZM232 134V133H231ZM241 134V135H242ZM244 134H245V132H244ZM2 135V134H1ZM41 135V134H40ZM73 135V134H72ZM125 135V134H124ZM171 135H173V134H171ZM197 135V134H196ZM196 135H194L195 137H196ZM203 135V134H202ZM4 136V135H3ZM6 136V135H5ZM41 136H43V135H41ZM77 136H79V135H77ZM76 135H75V137H77ZM129 136V135H128ZM128 136H126V137H128ZM166 136V135H165ZM185 136V135H184ZM187 136V135H186ZM204 136V135H203ZM203 136H201V137H203ZM212 136H214L215 137V135H212ZM237 136V135H236ZM244 136V135H243ZM1 137V136H0ZM81 137V136H80ZM168 137V136H167ZM178 138H179V135L177 136ZM183 137V136H182ZM189 137V136H188ZM195 137H194V139H195ZM200 137V138H201ZM205 137V136H204ZM210 137H208V141H209V138ZM214 137H212L213 139H215ZM242 137V136H241ZM244 137H246V136H244ZM2 138V137H1ZM30 138V137H29ZM40 138H42V137H40ZM94 138V137H93ZM132 138V137H131ZM140 138V137H139ZM142 138H144L143 136H142ZM148 138V137H147ZM154 137H152V139H153ZM156 138V137H155ZM154 138V139H155ZM170 138V137H169ZM198 138V137H197ZM199 138V140H201ZM16 139V138H15ZM79 139V138H78ZM81 139V138H80ZM125 139V138H124ZM127 139V138H126ZM134 139V138H133ZM132 139V140H133ZM150 139H151V137H150ZM163 139V138H162ZM161 139V141H163V140H165V138L162 140ZM172 139H173V137H172ZM175 139V138H174ZM173 139V140H174ZM207 139V138H206ZM3 140V139H2ZM42 140V139H41ZM77 140V139H76ZM136 140V139H135ZM142 140V139H141ZM143 140H145V139H143ZM147 140V139H146ZM155 140H158V138L157 139H155ZM171 140V139H170ZM176 140V139H175ZM181 139H179V141L178 142H181L182 140H183V138H182V140L180 141ZM186 140V139H185ZM190 140V139H189ZM205 140V139H204ZM211 140V139H210ZM15 141V140H14ZM25 141V140H24ZM30 141V140H29ZM34 142V139L33 140H31V142ZM38 141H39V137H38ZM83 141V140H82ZM118 141V140H117ZM124 141V140H123ZM125 141H127V140H125ZM131 141V140H130ZM134 141V140H133ZM139 141V140H138ZM154 141V140H153ZM166 141V140H165ZM177 141V140H176ZM176 141H175V143H176ZM196 141H198L197 139H196ZM203 141V140H202ZM202 141H199V143H200V145H201V142ZM205 141H207V140H205ZM212 141V140H211ZM9 142V141H8ZM37 142V141H36ZM79 142V141H78ZM78 142H76V143H78ZM87 142V141H86ZM107 142V141H106ZM145 142V141H144ZM144 142L142 141V143L144 144ZM147 142V141H146ZM152 142V141H151ZM157 142V141H156ZM160 142V141H159ZM164 142V141H163ZM167 142H168V140H167ZM170 142H172V141H170ZM174 142V141H173ZM178 142H177V144H171V145H175V146H179L180 147V144H178ZM186 142V141H185ZM191 142H193V140L191 141ZM195 142V141H194ZM212 142H215V140L214 141H212ZM38 143V142H37ZM39 143H41L40 141H39ZM101 143V142H100ZM99 143V144H100ZM127 143V142H126ZM135 143V142H134ZM137 143V142H136ZM139 143H140V141H139ZM148 143V142H147ZM146 143V144H147ZM150 143V142H149ZM153 143H155V141L153 142ZM182 143H184L183 141H182ZM208 143H210V142H208ZM217 143V142H216ZM29 144V143H28ZM128 144V143H127ZM132 144H133V142H132ZM157 144H158V142H157ZM157 144H155V145H157ZM163 144H165V142L163 143ZM168 145L167 146H169V143H167ZM185 144V143H184ZM194 143H192V145H193ZM203 144H205V143H203ZM215 144V143H214ZM32 145H34V144H32ZM82 145V144H81ZM124 145H125V143H124ZM136 144H134L133 146H135ZM138 146L140 145L141 146V144H137ZM150 145H152V144H150ZM155 145L153 146V147H155ZM159 145V144H158ZM161 145V144H160ZM191 145V143H190V146L189 147H191L192 146ZM196 145V144H195ZM194 145V146H195ZM199 144L197 143V149L199 150V148L200 147H202V146H198ZM16 146V145H15ZM28 146V145H27ZM30 146V145H29ZM28 146V147H29ZM91 146V145H90ZM94 146V145H93ZM109 146V145H108ZM128 146H129V144H128ZM127 146V147H128ZM147 146V145H146ZM166 146V145H165ZM175 146H174V149L176 150V148H175ZM193 146V147H194ZM207 146H209L208 144H207ZM206 146V147H207ZM25 147H26V145H25ZM25 147H23V149L25 148ZM27 147V148H28ZM115 147H117V146H115ZM137 147V146H136ZM157 147H159V146H156L155 148L157 149ZM161 147V146H160ZM159 147V148H160ZM184 147H185V145H184ZM196 147H195V151H196ZM206 147H204L205 149H206ZM210 147H213V149H214V146H210ZM26 148V149H27ZM129 148V147H128ZM139 148V147H138ZM145 148H148V147H145ZM149 148H150V146H149ZM155 148L154 149H152V150H155ZM161 148H163V146L161 147ZM160 148V149H161ZM172 148V147H171ZM170 148V149H171ZM182 147H180V149H181ZM187 148V147H186ZM203 148V149H204ZM19 149V148H18ZM92 149V148H91ZM112 149V148H111ZM131 149H133V148H131ZM131 149H130V151H131ZM168 149H169V147H168ZM169 149V150H170ZM173 149V148H172ZM173 149V150H174ZM190 149V148H189ZM201 149V148H200ZM209 149V148H208ZM217 149V148H216ZM215 149V150H216ZM219 149V148H218ZM16 151H17V148L15 149ZM127 150H129V149H127ZM134 150V149H133ZM139 150V149H138ZM141 150L142 149H140V152L139 153H134L133 152V155L134 154H141ZM150 150V149H149ZM149 150H147L146 149V151H149ZM165 149H163V151H164ZM173 150H171V151H173ZM178 150V149H177ZM177 150L176 151H173V152H177ZM181 150H183V149H181ZM202 150V149H201ZM212 150V149H211ZM81 151V150H80ZM120 151V150H119ZM151 151V150H150ZM161 151H162V149H161ZM179 151V150H178ZM184 151V150H183ZM182 151V152H183ZM190 151V150H189ZM191 151H192V149H191ZM194 151V152H195ZM200 151V150H199ZM205 151V150H204ZM204 151H202V152H204ZM210 151V150H209ZM208 151V152H209ZM214 151V150H213ZM218 151V150H217ZM216 151V152H217ZM232 152H231V154H230V156L231 157H229L228 155V157L227 156H224V158H229V159H227L226 161H225V159H223L222 158V160H224V161H220L219 163H218V166L216 167V166H214V167H216V169L218 170V172H217V175H215V176H212V177H210V178H208V179H203V176H201L202 177V179H201V177H200V179L198 180L197 179V182H196V180L195 179H188L189 181H190V183H192L191 182V180L193 181V182H195L194 184H190V183H188L187 184V186H188V189L187 190H185V191H177V190H173V188H174V185H171V186H173V188L171 189V188H166V186H165V188L164 189H158V190H156V191H147V190H145V191H147V192H151L150 194H140V196H134V197H136L137 199H139V202H140V204H141V207H140V209H141V214L143 215V218H144V216H148V218L150 217V218H152L151 216H156V217H158V215H157V213L158 212H162V216L164 217V218H166V219H168V220H171V215H170V213L171 214H173V215H176V212L177 211H180V209L182 208V209H184V211H185V213L189 210V209H192V210H195V208H196V206L197 205H199V204H204V203H207V202H210V201H212V200H214V199H219L221 202H231V203H236V202H238V200L239 199H248L249 201H252L254 198H256V197H258L259 198V203L261 204V206H264V194H262V193H260L259 191H255V190H249V191H246V192H244L245 191V189L247 190V189H250L247 185H246V187H248V188H245V189H242V190H244V191H237V190H233V189H231V188H233L234 186L236 187V184H237V182H241V177H243V175L241 176V175H238L237 174V172H240L239 171V169H238V171L236 170L237 169V165H236V163H235V159L232 157V155H233V150H231ZM85 152V151H84ZM91 152H92V154L91 155H89V154H87L86 156L84 155V160H80V158H76L77 160L74 162V164L71 166V167H68L67 169L65 168V170H62V171H60V169H59V173H58V176H54L55 178H50L51 179V181H52V179L54 180L55 179V181H53L54 183L53 184H49L48 183V185H49V187L48 186H46L45 188H47L48 187V189L46 190L45 188L40 192L41 193V195L44 197H46V198H49V200L52 202V201H54V200H59V198H57V197H61L60 195L63 193V189L66 187L65 185L68 183V182H70L72 179H76V178H80L81 179V181H82V183L84 184V186L87 188V192H89L90 194H92V192H93V190H94V180H96V182H97V186H99V188H100V190L102 191V193H101V195H99V197L101 196V198H110L111 196H112V198H113V196H114V194H113V189H112V187H111V185H110V182H113V180H112V176H110V179H111V181H109V182H107V183H105L104 184V182L102 181H100V179H99V177L100 176H98L99 175V171L100 172H102V168H105L106 169V167H107V165H109V163H111L113 160H115L116 159V156H115V154L113 153V151H111V150H108V149H103L101 146H99V145H97V148L96 149H92L91 150ZM123 152V151H122ZM122 152H120V153H122ZM143 152H145V151H143ZM155 152V151H154ZM158 152H159V149H158ZM165 152V151H164ZM170 152V151H169ZM180 152V151H179ZM198 152V151H197ZM201 152V151H200ZM206 152V151H205ZM204 152V153H205ZM212 152V151H211ZM229 152V151H228ZM17 153V152H16ZM25 153V152H24ZM67 153V152H66ZM125 153V152H124ZM123 153V154H124ZM152 153V155L154 154L153 152H151ZM156 153H157V151H156ZM155 153V154H156ZM162 153V152H161ZM166 154H169V153H167V151L165 152ZM184 153H187V151L185 152L184 151ZM189 153H191V152H189ZM192 153H193V151H192ZM210 153V152H209ZM23 154V153H22ZM82 154H84V153H82ZM122 154V155H123ZM127 154H128V152H127ZM127 154H126V157H127ZM131 154V153H130ZM150 154V153H149ZM163 154V153H162ZM175 155H176V153H174ZM173 154V155H174ZM195 154H196V156L198 155V153H196L195 152ZM206 154H208L207 152H206ZM205 154V155H206ZM217 155H218V153H216ZM219 154H221V153H219ZM227 154H229V153H227ZM14 155V154H13ZM93 155V156H92ZM160 155V154H159ZM172 155V154H171ZM192 155V154H191ZM191 155H190V158H191ZM199 155H202V154H199ZM208 155H210V154H208ZM216 155V156H217ZM79 156V155H78ZM88 156H92V158H88ZM125 156V155H124ZM130 156H132V155H130ZM167 156V155H166ZM169 156V155H168ZM177 156H178V154H177ZM177 156H175L176 158H177ZM186 156V155H185ZM194 156V155H193ZM214 156H215V154H214ZM49 157V156H48ZM80 157V156H79ZM153 157H155V156H153ZM163 157V156H162ZM165 157V156H164ZM174 157V156H173ZM172 156H171V158H173ZM211 157V156H210ZM218 157V156H217ZM23 158V157H22ZM125 158V157H124ZM127 158H130V157H127ZM135 158H138V155H136V157L134 156V158H133V156L130 158L131 159V161H132V159L133 160H137V159H135ZM156 158V157H155ZM166 158V157H165ZM167 158H169V157H167ZM175 158V159H176ZM180 158V157H179ZM196 158V157H195ZM197 158H199L200 159V156L198 157L197 156ZM195 159V160H199V159ZM205 159V157H202V159ZM211 158H213V156L211 157ZM216 158V157H215ZM220 158V157H219ZM46 159V158H45ZM75 159V158H74ZM73 159V160H74ZM122 158H120V160H121ZM142 159V158H141ZM157 159H158V154H157ZM157 159H154V160H156L157 161ZM181 159H183V158H180V160ZM207 159H209V158H207ZM217 159V158H216ZM63 160V159H62ZM120 160H119V162H120ZM138 160H140V158L138 159ZM153 160V159H152ZM159 160V159H158ZM166 160V159H165ZM168 160V159H167ZM178 160V159H177ZM179 160V161H180ZM194 160V161H195ZM212 160H214V161H216L215 159H212ZM220 160V159H219ZM218 160V161H219ZM48 161V160H47ZM47 161L45 162L46 164H48L47 163ZM83 161H84V165H83ZM123 161H124V159H123ZM161 161V163L163 164L164 162H162V160H160ZM160 161H159V164H161L160 163ZM164 161V160H163ZM172 161V160H171ZM193 161V160H192ZM18 162H19V160H18ZM122 162V161H121ZM140 162H142V161H140ZM168 162H169V160H168ZM173 162H175L174 160H173ZM172 162V163H173ZM52 163H55V162H52ZM51 163V164H52ZM128 163V162H127ZM195 163V162H194ZM46 164H44V165H46ZM56 164V163H55ZM60 164V163H59ZM124 164H126V163H124ZM166 164V163H165ZM164 164V165H165ZM175 164V163H174ZM182 164V163H181ZM188 165H189V163H187ZM201 164V163H200ZM209 164V163H208ZM12 165V164H11ZM17 165V164H16ZM28 165V164H27ZM65 165V164H64ZM85 165H88V167L86 166V167H84ZM141 165H143V164H141ZM146 165V164H145ZM145 165H144V167H145ZM148 165V164H147ZM176 165H177V163H176ZM183 165V164H182ZM181 165V166H182ZM186 165V164H185ZM188 165H187V168H188ZM195 165H197V163H195ZM209 165H211V164H209ZM213 165H216V163L215 164H213ZM49 166V165H48ZM47 166V167H48ZM57 166V165H56ZM119 166V165H118ZM156 166V167H155ZM159 166V165H158ZM163 165H161V166H159V167H162ZM190 166H191V164H190ZM206 165H203L202 167H205ZM141 167V166H140ZM144 167H142V168H144ZM147 167V166H146ZM145 167V168H146ZM150 167V166H149ZM154 167L155 168H157V165H154ZM163 167H166V166H163ZM192 167V166H191ZM190 167V168H191ZM206 167H208V166H206ZM211 167H212V165H211ZM0 168H1V166H0ZM3 168H5V167H3ZM42 168H44V167H42ZM46 168V167H45ZM44 168V169H45ZM54 168V167H53ZM119 168H121V167H119ZM139 167L137 166V169H138ZM144 168V169H145ZM169 168V167H168ZM174 168V167H173ZM172 168V169H173ZM179 168V167H178ZM185 168H186V166H185ZM190 168H188L189 170H190ZM197 168H198V170L200 171V168H201V166L200 167H198V165H197ZM26 169V168H25ZM105 169H103V170H105ZM124 169H126V168H124ZM130 169H132V168H130ZM148 169V168H147ZM151 169V168H150ZM149 169V170H150ZM152 169H154V168H152ZM165 169V168H164ZM192 169V168H191ZM203 169H205V168H203ZM202 169V170H203ZM206 169H208V168H206ZM3 170V169H2ZM32 170V169H31ZM40 170V169H39ZM42 171H43V169H41ZM55 170V169H54ZM114 170V169H113ZM135 170V169H134ZM157 169H155V171H156ZM180 170V169H179ZM188 170V171H189ZM195 170V169H194ZM201 170V171H202ZM210 170H212L211 168H210ZM214 170H215V168H214ZM214 170H212V171H214ZM216 170V171H217ZM226 170H228V171H232V173H236V174H231L230 175V177L228 178V179H226L225 177L227 176L226 174ZM5 171V170H4ZM7 171V174H8V172H9V170H6ZM34 171H35V169H34ZM48 171V169L46 170V172ZM49 171L50 172H48L49 174L51 173V171H52V169L50 168L49 169ZM57 171V170H56ZM130 171V170H129ZM132 171V170H131ZM136 171V170H135ZM134 171V172H135ZM138 171H139V169H138ZM143 170L141 169V172H142ZM146 171V170H145ZM155 171L153 170V172L155 173ZM166 171V170H165ZM169 171H170V169H169ZM181 171V170H180ZM192 171H193V169H192ZM198 171V172H199ZM205 171V170H204ZM216 171H214V172H216ZM45 172V173H46ZM124 172V171H123ZM140 172V171H139ZM144 172V171H143ZM150 173L152 172V171H149ZM171 173H172V171H170ZM176 172V171H175ZM183 172V171H182ZM191 172V171H190ZM225 172V173H224ZM1 173V172H0ZM2 173H4L5 174V172H2ZM19 172H17V174H18ZM38 173V172H37ZM52 173H53V171H52ZM61 173V174H60ZM159 173H161V172H159ZM178 173V172H177ZM177 173H175V174H177ZM186 173H187V171H186ZM225 174V176H224V174ZM243 173V172H242ZM23 174V173H22ZM38 174H40V173H38ZM44 174V173H43ZM48 174V175H49ZM126 174V173H125ZM130 174V173H129ZM172 174H174V173H172ZM192 174H193V172H192ZM201 174H203V171H202V173ZM212 174V173H211ZM216 174V173H215ZM246 175H249V174H247V173H245ZM6 175V174H5ZM24 175V174H23ZM41 175V174H40ZM39 175V176H40ZM45 175H47V173L45 174ZM43 176V177H46V176ZM47 175V176H48ZM55 175V174H54ZM162 175V176H161ZM161 175L159 176L158 175V177H163L164 176V174H162L161 173ZM205 175H206V172H205ZM245 175V176H246ZM252 175H254L253 173H252ZM10 176V175H9ZM50 176V175H49ZM103 176V175H102ZM101 176V177H102ZM106 176V175H105ZM145 176V175H144ZM147 176V175H146ZM165 176H166V174H165ZM168 177H169V175H167ZM172 176H174V175H172ZM171 176V178H173L174 179V177H172ZM177 176H178V174H177ZM193 177H194V175H192ZM192 176H191V178H192ZM198 176V175H197ZM210 176V175H209ZM1 177V176H0ZM6 177H7V175H6ZM6 177H4L5 178V180H6ZM16 177V176H15ZM36 177V176H35ZM100 177V178H101ZM157 177V176H156ZM155 177V178H156ZM188 177V176H187ZM250 177H255V176H250ZM248 178V179H251V178ZM258 177H260V179L261 178H264V175H259ZM2 178H3V176H2ZM3 178V179H4ZM39 178V177H38ZM47 178V177H46ZM72 178V179H71ZM128 178H130V177H128ZM127 178V179H128ZM144 178V177H143ZM151 178H152V176H151ZM161 178H160V181H161ZM183 178V177H182ZM26 179V178H25ZM29 179V178H28ZM49 179V178H48ZM102 179H104L103 177H102ZM101 179V180H102ZM109 179V178H108ZM107 179V180H108ZM146 179H148V178H146ZM165 179V181H166V178H164ZM168 179V178H167ZM175 179H176V177H175ZM178 179V178H177ZM253 180L255 179V178H252ZM251 179V180H252ZM259 179V178H258ZM4 180V181H5ZM7 180H9V178H7ZM7 180H6V183H7ZM31 180V179H30ZM41 180V179H40ZM125 180V179H124ZM129 180H133V179H128V182H129ZM138 180V179H137ZM170 180V179H169ZM180 180V179H179ZM182 180V179H181ZM187 180V179H186ZM195 180V181H194ZM247 181L246 180V178H244L243 179V182H245V181ZM251 180H249V181H251ZM252 180V181H253ZM262 180H264V179H261V181ZM24 181V180H23ZM29 181V180H28ZM43 181V180H42ZM130 181V182H131ZM140 181V180H139ZM143 181H146L145 179L143 180ZM153 182H154V180H152ZM151 181V182H152ZM164 181V180H163ZM177 181V180H176ZM175 181V182H176ZM185 180L183 179V181L181 182V181H179V183L181 182V183H183ZM2 182V181H1ZM0 182V183H1ZM17 182V181H16ZM15 182V183H16ZM46 182V181H45ZM92 182H94L93 184H92ZM125 182V181H124ZM169 182L170 181H168V185H169ZM173 182V181H172ZM186 182V181H185ZM262 182H264V181H262ZM2 183H4V182H2ZM26 183V182H25ZM24 183V184H25ZM36 183V182H35ZM41 183H43V182H41ZM73 183V182H72ZM103 183V184H102ZM163 183H165V182H163ZM163 183H161V184H163ZM248 184H250L251 182H247ZM246 183V184H247ZM23 184V183H22ZM31 181L28 183V185L31 187ZM45 185H47V183H44ZM126 184V183H125ZM152 184V183H151ZM159 184V183H158ZM161 184H159V185H161ZM166 184V183H165ZM185 184V183H184ZM190 184V185H189ZM241 184V183H240ZM240 184L238 183V185H239V187H238V185H237V188H241L242 186H244L243 184L240 186ZM26 185H27V183H26ZM26 185H25V187H26ZM37 185V184H36ZM41 185V184H40ZM70 185H71V182H70ZM74 185V184H73ZM128 185V184H127ZM159 185H157V186H159ZM255 185H257V186H255L254 187V184L252 183V186H251V184H250V187H252V189H254V188H256V187H258V184H256L255 183ZM24 186V185H23ZM52 186V187H51ZM152 186V185H151ZM154 186V185H153ZM182 186V185H181ZM25 187H23V188H25ZM29 187V188H30ZM80 188H81V186H79ZM78 187V188H79ZM155 187H156V185H155ZM167 187H170V186H167ZM234 187V188H235ZM3 188V187H2ZM1 188V189H2ZM4 188H6L5 187V183H4ZM27 188V187H26ZM29 188H27V189H29ZM80 188H79V191H80ZM161 188V187H160ZM177 188V187H176ZM236 188V189H237ZM6 189H8V187L6 188ZM26 189V190H27ZM39 189V188H38ZM152 189H154V188H152ZM156 189V188H155ZM186 189V188H185ZM66 190V189H65ZM83 190V189H82ZM149 190H151V189H149ZM6 191V190H5ZM24 191H25V189H24ZM29 191V190H28ZM27 191V192H28ZM40 191V190H39ZM65 192V191H64ZM69 192V191H68ZM75 192V191H74ZM83 192H84V190H83ZM86 192V193H87ZM8 193V192H7ZM24 193V192H23ZM85 193V194H86ZM88 193V194H89ZM94 193H95V190H94ZM112 193V194H111ZM65 194V193H64ZM68 194V193H67ZM76 194V193H75ZM89 194V195H90ZM40 195V194H39ZM50 195H52V196H50ZM149 195H151V196H149ZM32 196V195H31ZM57 196V197H56ZM67 196V195H66ZM78 196H80V195H78ZM92 197H93V195H91ZM97 196V195H96ZM105 196V197H104ZM106 196H108V197H106ZM110 196V197H109ZM131 196V195H130ZM2 197V196H1ZM45 197H44V199H45ZM62 197H63V194H62ZM64 197H65V195H64ZM84 197V196H83ZM83 197H81V199L83 198ZM115 197V196H114ZM119 197V196H118ZM117 197V200L119 199ZM133 197V198H134ZM6 198V197H5ZM86 198V197H85ZM112 198H110V199H112ZM121 198V197H120ZM124 198V197H123ZM122 198V199H123ZM126 198V197H125ZM63 199V198H62ZM66 199V198H65ZM95 199H96V197H95ZM102 199V200H103ZM109 199V200H110ZM115 200H116V197L114 198ZM135 199V198H134ZM29 200H31V199H29ZM38 200V199H37ZM37 200H35V201H37ZM41 200V199H40ZM39 200V201H40ZM46 200H48V199H46ZM46 200L44 201V202H46ZM64 200V199H63ZM67 200V199H66ZM69 200V199H68ZM83 200V199H82ZM99 200V199H98ZM101 200V199H100ZM108 200V199H107ZM121 200V199H120ZM124 200V199H123ZM132 201H133V199H131ZM136 200V199H135ZM11 201V200H10ZM16 201V200H15ZM25 202H27V199L26 200H24ZM33 201V200H32ZM43 201H42V203L41 204H43ZM61 201V200H60ZM74 201L76 202V200L74 199ZM106 201V200H105ZM111 201V200H110ZM122 201V200H121ZM13 202V201H12ZM20 202V201H19ZM29 202H31V201H29ZM69 202H70V200H69ZM74 202V203H75ZM79 202V201H78ZM81 202V201H80ZM83 202V201H82ZM103 202H104V200H103ZM114 203H115V201H113ZM120 202V201H119ZM119 202H116V203H118V207H119ZM137 202V201H136ZM21 203V202H20ZM34 203V202H33ZM47 203V202H46ZM65 203H67V206L68 205H70V204H68V202H65ZM111 203V205H112V201L110 202ZM115 203V205H117ZM121 203H123V202H120V204ZM10 204V203H9ZM15 204H18V201H16L15 202ZM36 204V203H35ZM58 204V206H60L59 204L60 203H57ZM56 204V205H57ZM62 204V203H61ZM3 204H1L0 206H2ZM4 205H5V203H4ZM4 205H3V207H4ZM19 205V204H18ZM22 205H23V203H22ZM48 203L46 204V208H48ZM65 205V204H64ZM73 205V204H72ZM79 205H81V204H79ZM83 205H84V203H83ZM87 205V204H86ZM89 205V204H88ZM102 205H104V204H102ZM114 205V204H113ZM113 206V207H116V206ZM130 205V204H129ZM132 205H134L133 204V202H132ZM136 205V204H135ZM134 205V206H135ZM15 206V205H14ZM14 206L12 205V207L14 208ZM110 206V205H109ZM139 206V205H138ZM138 206H137V208H138ZM17 207H19V206H17ZM22 207V206H21ZM32 207V206H31ZM40 206L38 205V207L37 208H39ZM43 207V206H42ZM75 207V206H74ZM87 207V206H86ZM90 207H94V206H90ZM106 207H108V206H106ZM112 207V206H111ZM132 207V206H131ZM16 208V207H15ZM27 208V207H26ZM28 208H30V207H28ZM36 208V207H35ZM34 208V209H35ZM36 208V209H37ZM44 208H45V205H44ZM44 208H42L43 210H44ZM45 208V209H46ZM57 208V207H56ZM60 208V207H59ZM59 208H57V212H58V209ZM66 208V207H65ZM69 208V207H68ZM71 208V207H70ZM70 208H69V210H70ZM101 208V207H100ZM99 208V206H98V209H100ZM117 208V207H116ZM130 208V207H129ZM128 208V209H129ZM1 209H3L2 207H1ZM33 208H31V210L33 211L34 210ZM42 209H37V210H41L40 212L42 213ZM49 209V208H48ZM61 209V208H60ZM73 210H76V209H74V208H72ZM85 209V208H84ZM93 209H95V208H93ZM97 209V210H98ZM111 208H108V210H110ZM133 209V207L131 208V210ZM136 209V208H135ZM4 210H5V208H4ZM10 210H14V209H10ZM9 210V211H10ZM19 210V209H18ZM24 210H25V208H24ZM27 210V209H26ZM69 210H67V211H69ZM103 210V209H102ZM114 210V209H113ZM126 210V209H125ZM131 210H129L130 211V213H131ZM138 210H139V208H138ZM137 210V211H138ZM16 211V210H15ZM14 211V216L16 215L15 213L16 212H18V211H16L15 212ZM28 211H29V209H28ZM48 211V210H47ZM46 211V212H47ZM50 211H52V209L50 210L49 209V212ZM94 211V210H93ZM92 211V212H93ZM96 211V210H95ZM104 211V210H103ZM106 211V210H105ZM118 211V210H117ZM128 211V212H129ZM136 211V212H137ZM140 211V210H139ZM138 211V212H139ZM3 212V211H2ZM44 212H45V210H44ZM43 212V213H44ZM53 212V211H52ZM89 212V211H88ZM88 212H87V215H88ZM99 212V211H98ZM101 212V211H100ZM119 213H120V211H118ZM125 212V211H124ZM136 212H133V213H136ZM170 212V213H169ZM181 212H183V211H181ZM13 213V212H12ZM20 212H18V214H19ZM31 213H37V211L35 210V212H31ZM39 213V212H38ZM54 213V212H53ZM62 213H64V211H62ZM68 213H70V211L68 212ZM75 213V212H74ZM184 213V212H183ZM17 214V215H18ZM48 213H46V215H47ZM106 214V213H105ZM108 214V213H107ZM113 215L112 216H114L115 215V217H116V215L118 214H116V213H112ZM122 214V213H121ZM124 214V213H123ZM122 214V215H123ZM136 214H138V213H136ZM136 214H134V215H136ZM139 215L138 214V216L140 217V216H142V215ZM20 215V214H19ZM25 215V214H24ZM33 215V214H32ZM43 215V214H42ZM41 215V216H42ZM64 215V214H63ZM65 215H67V213L65 214ZM65 215H64V217H65ZM91 215H93V214H91ZM98 214H96V216H97ZM103 215V214H102ZM110 215V214H109ZM120 215V214H119ZM128 215V214H127ZM11 216H13V215H11ZM49 216V215H48ZM47 216V217H48ZM52 216V215H51ZM55 216V215H54ZM60 216V215H59ZM98 216H100V215H98ZM97 216V217H98ZM125 216V215H124ZM137 216V215H136ZM20 217H22L21 215H20ZM46 217V216H45ZM67 217V216H66ZM92 217H94V215L92 216ZM91 217V218H92ZM96 217V218H97ZM106 217H109V216H106ZM105 217V218H106ZM119 217V216H118ZM123 217V216H122ZM129 217V216H128ZM128 217H125V218H128ZM31 218V217H30ZM39 218V217H38ZM49 218V217H48ZM51 218V217H50ZM56 218H57V222H58V216H56ZM55 218V219H56ZM86 218V217H85ZM103 218V217H102ZM146 218V217H145ZM149 218V219H150ZM5 219V218H4ZM15 219L18 221V219L15 217ZM41 219H42V217H41ZM47 219V218H46ZM54 219V218H53ZM52 219V220H53ZM140 219H141V217H140ZM161 219V218H160ZM10 220V219H9ZM22 220H23V218H22ZM30 220V219H29ZM35 220V219H34ZM38 220H40V219H38ZM37 220V221H38ZM49 220V219H48ZM60 220V219H59ZM84 219H82V221H83ZM98 220H99V218H98ZM110 220V219H109ZM108 220V221H109ZM113 220V219H112ZM112 220H110V223L108 222H106V223H103L102 225H101V227H102V231H101V233L99 234H97V232L95 233V234H97V235H99V236H101L100 238H102V242H101V244H102V246L108 251V252H110L111 254L113 253L114 255L116 254V253H114V251H115V249H114V246H113V243H114V241H117L118 239H120L122 236H123V234H124V232H122V229L124 230V228H128V226H129V228L131 227L130 226V224H133V222L131 223V220H129L128 221V225H126L127 227H123V225H119V224H116V223H113V224H111V222H112ZM115 220V219H114ZM123 220V222H124V219H122ZM138 220H139V218H138ZM142 220V219H141ZM159 220V219H158ZM13 222H14V219L12 220ZM17 221H15V222H17ZM25 221H28L27 219H25ZM32 221V220H31ZM36 221V220H35ZM53 221H55V220H53ZM64 221V220H63ZM106 221V220H105ZM126 221V220H125ZM133 221V220H132ZM152 221V220H151ZM151 221H150V223H151ZM155 221H157V219H155ZM11 222V221H10ZM9 222V223H10ZM13 222H12V224H13ZM14 222V224H16ZM41 222V221H40ZM52 222V221H51ZM85 222V221H84ZM90 222V221H89ZM95 222V221H94ZM93 222V223H94ZM114 222V221H113ZM122 221H121V219H120V223H121ZM154 222V221H153ZM5 223L6 224H9V223H7L6 221H5ZM58 223H60V222H58ZM63 223V222H62ZM87 223V222H86ZM86 223H85V225H86ZM130 223V224H129ZM134 223H135V221H134ZM12 225V227L14 226L15 228H21L22 227V224L19 222V224H16V225ZM24 224V223H23ZM32 224V223H31ZM31 224H29V225H31ZM34 224H35V222H34ZM39 224V223H38ZM42 224V223H41ZM66 224V223H65ZM81 225H83L84 223H80ZM136 224V223H135ZM146 224V223H145ZM152 224V223H151ZM151 224L149 225L148 223H147V226L149 225L150 227H152L151 226ZM1 225H3V224H1ZM60 225H62V224H60ZM79 225V224H78ZM77 225V226H78ZM80 225V226H81ZM99 225V224H98ZM134 225V224H133ZM140 226H144V225H142V223L141 224H139ZM139 225H138V227H139ZM4 227V230H5V225H3ZM11 225H9V227H10ZM36 226H38L37 225V223H36ZM36 226H34V227H36ZM96 226V225H95ZM94 224H87L86 225V229H84V230H87V228H88V230L91 228V230L93 229L94 230ZM121 226L123 227L122 229H121ZM10 228L11 230H13V229H15V228ZM27 226H23L22 227V229L24 228H26ZM65 227V226H64ZM99 227V226H98ZM97 227V228H98ZM29 228H30V226H29ZM46 228V227H45ZM44 228V229H45ZM77 228V227H76ZM1 229V228H0ZM8 229V231L9 232H11V230H9V228H7ZM6 229V230H7ZM30 229H32L31 231H35V229H33V227L32 228H30ZM30 229H28L29 230V232H30ZM47 229H48V226H47ZM46 229V230H47ZM64 229V228H63ZM66 229H67V227H66ZM83 229V228H82ZM81 229V230H82ZM134 230V226H132V228H130V230ZM138 229V228H137ZM139 229H140V227H139ZM142 227H141V231H142ZM16 230V229H15ZM42 229H40V231H39V233L41 232V234L39 235V239H40V237H41V241L42 242H40V244L42 243V245L41 246H39V247H37V246H35L34 244H30L31 243V241H30V243L28 242L27 244H25L24 242L28 239L27 237H29L28 235H29V233L27 234V237H25L26 238V240L24 241V242H22L20 245H19V247L17 246V249L15 250V252H14V248H13V251H12V253H13V259H11L12 261H13V264H47V260H45V258L43 257V255L44 254H47V253H45V251L47 250V249H44L45 247H47V243H49V241L47 242L46 240V235H42L43 234V232L41 231ZM49 230V229H48ZM80 230V231H81ZM100 230V229H99ZM133 230L131 231V233L133 232ZM135 230H136V228H135ZM144 230V229H143ZM146 230V232H147V228L145 229ZM18 231H20V230H18ZM22 231V230H21ZM36 231H37V229H36ZM35 231V232H36ZM38 231H37V233H38ZM64 231V230H63ZM77 231V230H76ZM96 231V230H95ZM149 231H150V229H149ZM1 232V231H0ZM13 232H14V230H13ZM50 232V231H49ZM84 232V231H83ZM82 232V233H83ZM138 232H139V230H138ZM151 232V231H150ZM62 233V232H61ZM71 233V232H70ZM91 233V232H90ZM140 233V232H139ZM152 233V232H151ZM2 234H5V233H2ZM2 234H0V236L2 235ZM6 234H7V232H6ZM11 234V233H10ZM15 234V233H14ZM13 234V235H14ZM18 234H20L21 235V233H19L18 232ZM33 235L35 234V235H37L36 233H32ZM69 234V233H68ZM84 234H86V233H84ZM125 234H127V233H125ZM136 234V233H135ZM134 234V235H135ZM9 235V234H8ZM12 235V236H13ZM22 235H23V233H22ZM42 235V236H41ZM97 235H96V237H97ZM140 235H142V234H140ZM12 236H11V239H12ZM15 236H17L18 237V235L16 234ZM14 236V237H15ZM25 236H26V233H25ZM57 236V235H56ZM63 236V235H62ZM71 236V235H70ZM73 236V235H72ZM75 236H76V234H75ZM83 236H85V235H83ZM130 236V235H129ZM147 236V235H146ZM145 236V237H146ZM7 237V236H6ZM30 237H32L31 236V233H30ZM29 237V238H30ZM34 237V236H33ZM88 237V236H87ZM86 237V238H87ZM127 237H128V234H127ZM138 237V236H137ZM170 237L171 236H169V238L168 239H170ZM16 238V237H15ZM35 238H37V236H35L34 237V239ZM98 239H99V237H97ZM140 238V241L139 242H141V243H139L140 245L141 244H144L142 241H141V237H139ZM147 238V237H146ZM146 238H144V239H146ZM38 239V240H39ZM73 238H71V240H72ZM84 239V241L86 242V240L87 239H85V238H83ZM89 239V238H88ZM92 239V238H91ZM131 239V238H130ZM137 238L135 237V240H136ZM143 239V240H144ZM149 239V238H148ZM147 239V241H145V244H146V242H149V240ZM69 240V239H68ZM71 240H69L70 242H71ZM76 239L74 238V241H75ZM100 240V239H99ZM133 240H134V238H133ZM139 240V239H138ZM236 240H237V238H236ZM55 241V240H54ZM69 241H67V242H69ZM74 241H72L73 243H74ZM83 241V240H82ZM89 241H91V240H88L87 242H86V244L89 242ZM131 241V240H130ZM171 241V240H170ZM175 241V240H174ZM233 241V240H232ZM260 241V240H259ZM8 242H9V240H8ZM21 242V241H20ZM27 242V241H26ZM66 242V243H67ZM71 242V243H72ZM75 242H78V240L77 241H75ZM93 242V241H92ZM126 242V241H125ZM151 242V241H150ZM149 242V243H150ZM153 242V241H152ZM164 241H162L161 242V245H160V247H159V249H161V250H166V244L165 243H163ZM237 242V241H236ZM245 242V241H244ZM33 243V242H32ZM84 243V242H83ZM98 243V242H97ZM96 243V244H97ZM115 243H117V242H115ZM114 243V244H115ZM119 243V242H118ZM117 243V244H118ZM127 243H128V241H127ZM131 243V242H130ZM173 243V242H172ZM179 243V242H178ZM233 243H234V241H233ZM240 243V242H239ZM239 243L237 244V245H239ZM259 243V242H258ZM19 243H17V244H15V245H18ZM47 244V245H46ZM69 243H67V245H68ZM75 244V243H74ZM77 244H80V243H77ZM93 244V243H92ZM100 244V241H99V243L97 244V245H101ZM120 244V243H119ZM118 244V245H119ZM171 244V242H169V245ZM177 244V243H176ZM235 244V243H234ZM244 244H246V243H244ZM7 245V244H6ZM10 245V244H9ZM13 245V244H12ZM46 245V246H45ZM54 245V243L51 245V247ZM76 245V244H75ZM74 245V246H75ZM132 245V244H131ZM136 245V244H135ZM134 245V246H135ZM152 245H154L153 243H152ZM152 245H150L151 246V250L153 251L154 249H152ZM174 245V244H173ZM261 245V244H260ZM2 246V245H1ZM49 246V245H48ZM73 246V245H72ZM89 246V245H88ZM146 246V245H145ZM150 246L148 245V247L150 248ZM234 246V245H233ZM247 246H248V244H247ZM252 246V245H251ZM250 245H249V247H251ZM257 246V245H256ZM3 247V246H2ZM9 247H11V246H9ZM13 247V246H12ZM78 247V246H77ZM94 247H96V246H94ZM140 247V246H139ZM147 247V246H146ZM147 247V248H148ZM180 247V246H179ZM183 247H184V245H183ZM232 246H231V244H230V242L226 245V244H224L223 242H218V248L214 251V250H212V251H214V252H210V251H200L199 249H195V250H193L194 252H192V256H191V263L192 264H235V263H237V261L234 259V256H233V254H231V248ZM254 247V246H253ZM258 247V246H257ZM261 247H262V245H261ZM76 248V247H75ZM80 248H82L81 247V244H80ZM98 249H99V247H97ZM136 248H137V246H136ZM173 248H174V246H173ZM226 248H228V249H226ZM231 248V249H230ZM239 248H240V245H239ZM262 248H264V247H262ZM262 248H260V246L258 247V248H256L257 249V252H264V250H262ZM49 249V248H48ZM53 249V248H52ZM73 249H74V247H73ZM83 249V248H82ZM98 249H96V250H98ZM101 247H100V251H101ZM142 249V248H141ZM168 250L170 249V248H167ZM247 249V248H246ZM249 249V248H248ZM254 249V248H253ZM2 250V249H1ZM12 250V249H11ZM45 250V251H44ZM72 250V249H71ZM86 250V249H85ZM89 250V249H88ZM103 250V249H102ZM106 250H103V252H106ZM118 250V249H117ZM126 252H127V250L126 249H124ZM150 250V251H151ZM158 250V249H157ZM168 250H166V252L168 251ZM174 250H176V251H178L179 250V248L178 249H174ZM249 250H251V249H249ZM5 251V250H4ZM49 251V250H48ZM52 251V250H51ZM50 251V252H51ZM67 251V250H66ZM73 252H75V251H77V250H72ZM82 251V250H81ZM99 251V250H98ZM99 251V252H100ZM118 251H120V250H118ZM144 251H146V249H144ZM143 251V249H142V252H144ZM148 251H149V249H148ZM159 251V250H158ZM170 251V250H169ZM180 251V250H179ZM182 251V250H181ZM248 251V250H247ZM246 251V252H247ZM7 252V251H6ZM70 252V254H71V251H69ZM102 252V251H101ZM116 252V251H115ZM134 251L132 250V254H134V255H138L139 253H138V251H137V253L135 254V253H133ZM155 252H157L156 250H154V253ZM160 252V251H159ZM158 252V253H159ZM165 252V253H166ZM175 252V251H174ZM245 251H244V254L246 253ZM256 252V251H255ZM44 253V254H43ZM62 253V255H63V252H61ZM79 253V252H78ZM81 253H84V252H81ZM130 253V252H129ZM168 253V252H167ZM197 253H199V255H198V257H196L195 255L197 254ZM243 253V252H242ZM10 254H11V252H10ZM69 254V255H70ZM104 254V253H103ZM106 254V253H105ZM118 254H119V252H118ZM117 254V255H118ZM120 254H121V252H120ZM125 254V253H124ZM124 254H121V255H123V256H125ZM131 254V253H130ZM146 254V253H145ZM172 253L170 252V255H171ZM177 254H179L178 252H177ZM176 254V255H177ZM183 254H185V253H183ZM189 254H191V253H189ZM241 254V253H240ZM249 254V253H248ZM258 254V253H257ZM66 255H68V254H66ZM65 254H64V256H63V258H65V256H66ZM72 255H74V254H72ZM76 256H74V257H80V255L78 254V256H77V253L75 254ZM84 255V254H83ZM108 255V254H107ZM107 255H105V256H107ZM120 255V256H121ZM129 255V254H128ZM141 255V254H140ZM152 255V254H151ZM161 255V254H160ZM165 255H167V254H165ZM242 255V254H241ZM262 256H264V253H262L261 254ZM1 256V255H0ZM52 257H53V255H51ZM97 256V255H96ZM119 256V255H118ZM122 256V257H123ZM186 256V255H185ZM184 256V257H185ZM247 256V255H246ZM10 257V256H9ZM48 257V256H47ZM93 257V256H92ZM108 257H109V255H108ZM111 257V256H110ZM126 257H128L129 258V256H126ZM137 257V256H136ZM151 257V256H150ZM156 257V256H155ZM166 257V256H165ZM169 257V256H168ZM168 257H167V260H168ZM179 257V256H178ZM187 257V256H186ZM250 258L249 259H247V263H251V264H264V258H260L259 257V255H253L252 257H251V255L249 256ZM3 258V257H2ZM1 258V259H2ZM6 258H8V257H6ZM72 258H73V256H72ZM71 258V259H72ZM82 258V257H81ZM86 258H88V257H86ZM124 258V257H123ZM137 258H139V257H137ZM147 260L149 259V258H147V257H145ZM164 258V257H163ZM175 258V257H174ZM248 258V257H247ZM4 259H5V257H4ZM51 259V258H50ZM53 259H55V258H53ZM71 259L69 258H67V260H66V258L64 259V261H70L71 262ZM77 259H79V258H77ZM90 259V260H89ZM96 259V258H95ZM125 259H127V258H125ZM151 259V258H150ZM150 259H149V261H150ZM156 259V258H155ZM162 259V258H161ZM179 259H180V257H179ZM184 259V258H183ZM237 259V258H236ZM56 260V259H55ZM55 260L54 261H51V263L53 262V264L54 263H56L55 262ZM62 260V259H61ZM73 261H74V259H72ZM83 260H85L84 259V256H83V259L81 260L82 261V263H85V262H87L86 260H85V262L83 261ZM87 260H89V261H91V258L89 257ZM97 260V259H96ZM114 260V259H113ZM137 259H135V261H136ZM142 260H144L143 258H142ZM171 260V259H170ZM174 260V259H173ZM181 260V259H180ZM184 260H186V259H184ZM249 260H251V261H249ZM7 261V260H6ZM15 261V262H14ZM63 261V260H62ZM81 261L79 262V261H76L77 263L79 262V263H81ZM107 261H108V259H107ZM109 261H110V259H109ZM169 261V260H168ZM167 261V262H168ZM236 261V262H235ZM241 261V260H240ZM249 261V262H248ZM1 262V264H6V262L5 263H3L2 261H0ZM75 262V261H74ZM74 262H72L71 264H73ZM76 262H75V264H76ZM92 262V261H91ZM95 262V263H94ZM93 263L94 264H106V263H101V262H96V261H94ZM115 262V261H114ZM160 262H161V260H160ZM174 262V261H173ZM178 262H181V261H178ZM242 262V261H241ZM244 262V261H243ZM59 263V262H58ZM61 263V262H60ZM81 263V264H82ZM112 263V262H111ZM136 263V262H135ZM155 263V262H154ZM159 263V262H158ZM171 263V262H170ZM182 263V262H181ZM188 263V262H187ZM9 264V263H8ZM65 264V263H64ZM68 264H70V263H68ZM86 264V263H85ZM91 264V263H90ZM113 264V263H112ZM146 264V263H145ZM174 264V263H173ZM176 264V263H175ZM178 264V263H177ZM189 264V263H188ZM246 264V263H245Z\"/></svg>",
  "mask_w": 264,
  "mask_h": 264
},
{
  "label": "clouds",
  "instance_id": "obj_3",
  "mask_svg": "<svg viewBox=\"0 0 264 264\" xmlns=\"http://www.w3.org/2000/svg\"><path fill=\"white\" fill-rule=\"evenodd\" d=\"M111 39H100L98 48L108 50L112 48ZM87 75L83 65L74 72V77L80 78ZM45 123V122H44ZM46 124V123H45ZM48 125V124H46ZM69 132L66 123L58 120L42 136V142L27 148V164L32 169L43 166L45 154L63 147V138ZM215 140L224 152L233 150L237 168L244 173H253L260 193L264 194V182L258 181L259 175H264V122H257L249 129L246 137L233 136L230 132ZM256 197L252 201L239 199L236 203L221 202L214 199L210 202L199 204L195 210L189 209L186 213L171 214V220L162 218L152 227L151 238L154 246L160 247L162 241L169 236L184 246L189 251L216 250L218 242L228 244L231 240L240 237L246 243L255 245L264 237V206ZM24 239L21 235L17 243Z\"/></svg>",
  "mask_w": 264,
  "mask_h": 264
},
{
  "label": "crops",
  "instance_id": "obj_4",
  "mask_svg": "<svg viewBox=\"0 0 264 264\" xmlns=\"http://www.w3.org/2000/svg\"><path fill=\"white\" fill-rule=\"evenodd\" d=\"M255 15H256V14H255ZM254 18H255V17H254ZM251 26H252V23H251ZM251 26H250V27H251ZM250 27H249V29H248V34H249V32H250L249 30H251ZM243 39H245V38H243ZM240 42H241V41H240Z\"/></svg>",
  "mask_w": 264,
  "mask_h": 264
}]
</instances>
